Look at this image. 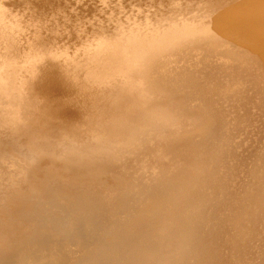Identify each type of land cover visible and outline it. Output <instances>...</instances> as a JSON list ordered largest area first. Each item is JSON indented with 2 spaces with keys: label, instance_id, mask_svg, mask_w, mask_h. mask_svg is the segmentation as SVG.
Returning <instances> with one entry per match:
<instances>
[{
  "label": "rangeland",
  "instance_id": "obj_1",
  "mask_svg": "<svg viewBox=\"0 0 264 264\" xmlns=\"http://www.w3.org/2000/svg\"><path fill=\"white\" fill-rule=\"evenodd\" d=\"M8 1L7 0H0V5H1L0 6V17H1L0 18V32H1L0 38L2 39L3 43L6 44L7 43V37H10L13 35L18 42L23 43V44L20 43L19 48L21 47V45H23V47L20 49L17 47L18 50H20V51H17V48L14 49L15 54H14V56H12L14 53L13 48H12V52H10L11 48H8L7 44L6 45L1 44V46L4 48L3 50H1L2 47L0 46V52L1 53L4 52L3 54H0V55L3 56L5 53L7 55L10 54L9 57H7V55L5 54L4 55L5 58L0 60V69H1L0 70V264H13V263L14 264H63L64 262H65L64 264H124V263L125 264H194V263L195 264H210V263L211 264H231V263L232 264L233 263L234 264H241L242 263L243 264L244 262H246V264H249V263L252 264V261H253V264H264V262H263L264 261L263 260L264 259V236L262 237V235H260L261 233L259 232V231H262V233L264 235V224H263L264 223L263 222L264 221V218H263V216H264V202L262 203V201H264V199H263V196H264V174L262 175V173H264V165H263V163H264V161H263V158H264V135H263L264 130L262 131V129H264L263 128L264 127V124H263L264 123L263 122L264 121L263 120L264 119V114H263L264 113V110H263L264 109V95H263L264 94V88H263L264 87V70H263L264 67H262V65L264 66V62L262 59H264V57L262 59L260 58L264 55V52H263L264 49L261 48L259 45H256L255 43L249 44V45L250 46L256 45V48L254 46L252 47V49L254 48V49H256V51L254 49L252 50L251 48L248 49L249 48L248 45H247L248 48H246L245 46H246L247 42L251 43V40H249V39L247 40L245 38L247 41L245 43L244 37L242 35H240L238 32H230L231 33L230 39L224 37L226 35L228 37L229 34H226V32H224V34H222L223 33L222 32L221 33L222 35L221 34L219 35V33H218V38H217V36L216 37L210 36V40H209V36L208 37L205 36L206 38H204V37L195 38L196 40L195 39H191V40L190 39L189 40L184 39L181 42L182 46L180 45V43L176 42V43H178V44H176V43L174 44L176 48H172V46H171V47H168V49H167V47L161 48V49H158L157 51L154 52L155 55L153 54V56L150 57L151 59L145 65V67L142 69L143 71H140L137 74L138 77L142 78L141 82H140L139 78H137V77H136V79L135 78L129 79L128 77L118 76L117 79L119 78L118 79L119 81L116 78H114V79H109L107 81V83H104L103 85H99L97 90L100 91V89H102V91L104 92V96L106 97L107 101H108V95L113 97V96H117V95L118 96L130 95L132 93H135V94L140 93L143 95L145 100L148 101V105L145 108H140L141 113L135 114V112H133L132 114H130V116H134V118L126 120L124 125L122 126L123 128L121 127L122 129L120 130L119 133H113L112 135L108 134L111 132L104 131L102 128H105V127L103 126L101 128V126H100V124L102 122L107 121V120L109 121L113 116V114L110 112L103 113L106 115L100 114L106 108L105 106L102 107V104H101V102L105 101V99H103L100 102L98 98L96 100V98L95 99H93V98H82V96L81 97L75 96L74 99H72L75 107H78V108L79 107L82 108L83 106L85 107L84 114H82L83 116H80L81 114L79 115L80 117L77 116L78 122H76V120H75L76 117L74 119H72L73 117H72L71 113L69 114L70 117L66 114L67 120H68L67 121L65 116L63 115L64 112L61 114L59 112H57L58 114H56L55 116L52 115L54 117L53 118L54 121L52 123H55V122L59 121L60 119H61L60 121H63L66 123L61 122V124L58 125V127H55L54 129H52V131L46 130V131H49V133H48V132H44L40 128L43 125L41 124V122H38L36 120V115L39 114V111H40L41 107L43 106V104H45V102L48 103L49 105H51L52 102L50 103L49 100H52V99L61 100V99L65 98L67 95L66 96H64V95L59 96L60 99H59V97H56V98L52 97L48 100L43 95H41L42 93L35 94L34 92L33 93L31 91L29 92V89L27 88L26 78L31 76L30 71L26 68L27 66L31 65L32 67H34L33 69H36L35 75H38V74L40 75V73H41L40 72L41 66H39L40 64L41 65L44 64V68L45 67L48 68L50 66L49 64L54 62L53 59H49V57H50L49 54L48 53L46 54L45 53L46 50L45 51L42 50V47H39V49H37L35 52H31L34 50L32 48H30V45L33 44L32 42H34V43L37 42L35 40L36 30H40V32H41L43 29V31H44V29L46 28L47 25H49L50 27L53 28L54 27L53 25L56 23L58 25L57 26L55 24V27H57V29L54 28L56 32L53 31L51 33L54 35H51L49 33L52 31V28H50L49 26H47L48 28L45 29V31L46 30L48 31V32L46 31V34L49 33L47 35V37H46V34H41L42 36L44 35L43 37H45V38H49L50 36H53V38H49L51 40V43H53V44L56 41L54 46H56V45L57 46L54 48V46L51 43H49V40L47 39L48 41H46V43H45L47 45V48L51 45L52 50L54 48L55 49L54 51L57 54H59V56L61 58L67 55L71 59V58H73V55H74L75 56L74 58H76V59H80V58L84 59L85 56H86V58H88L89 54L87 52L89 51V48L90 49L94 48V47H92V45L90 47V44H92L95 40L93 42H91V41L89 42L90 39L88 37H90L92 39L95 38V36L93 37V34L95 35L97 33V31L99 32V30L106 32L107 27H110L107 25H111L115 21H116L115 22L116 24L114 23L113 25H117V23H121L118 18L116 20V18H115L116 16H118L120 19H122L121 20L122 25H123V23H125V21H126V24L128 25V23L129 22L131 23L132 20H135L133 22H136L138 13L142 14V12H143L142 16L146 13L147 17H146V15H144L145 17L143 16V19L145 18L147 20L145 25L142 22L143 19L140 15L138 17H139V20L141 17V20L139 22V23L142 22L141 27L137 26V22H138V20H137L134 27H133V25L131 26L132 28L128 27L130 25L127 26L125 24L122 27L120 24L121 28H123V29L125 28V30L121 29L118 25H117L118 26L117 29L120 30L122 33H125L127 31L130 32L133 30H135V31L138 30L137 32H141L140 28L145 26L144 30H142V33L145 31V34H147L149 32V35H151L152 33H153V35H155V33L153 32V29H152V28H154L153 25L157 26V27L155 26V28H154L155 29L154 31L156 32V34L157 33L160 34L161 32H159V31H161L163 29L162 26H164L163 24L165 22L166 23L168 22V25L172 24V27H170V26L168 27V25L164 26L166 28L168 27V29L169 28L173 29L174 27L176 28V25L173 24L175 21H178L180 23L182 21H184L183 23L185 24V22H186L185 19H189V22L187 21L185 25L187 26L188 23L190 24L191 19L187 18V17H189V16L191 17L192 14L188 15V13L192 12V10L194 8L187 10L188 12L185 11L186 14L188 15L186 17L184 16L185 12L184 13L182 12V10L184 8L178 10V11H180V14H181V12L184 14V15L182 14L183 16L181 15L182 18L180 17V15H178L176 13V11L173 12L172 14L178 15L179 20L180 19L181 20L180 21L176 20V19H178L177 16L174 17V15H172V17H174L175 20L173 18V19H171V21H168L170 18H168V20H166L167 16H165V14H166L165 10L171 6L164 8L163 5H160V6L157 5L158 6L157 7V6H155L157 4V2H156V4H153L155 2V0L154 1L153 0H147V1H150L149 3H147L148 5L150 3L152 5H154V7H153L150 4L152 6V8L150 7V5L148 6L146 4V1H145V5H147V6H145L144 2H141V0H139L140 2L138 0H135V1L133 0L134 3H136V1H138L137 4L139 5V7H137L138 5L134 4L136 6V8H135V6L132 5L133 3L131 0H129V2L131 1L130 2L131 5L129 4L128 0H126L127 3L124 0L123 1L125 3L122 0H114L115 3L113 1H111L112 5L110 4V2H107L108 0L107 1L106 0H98L97 3L100 4V6L104 4L103 5L104 7L102 6L103 10L101 9V7H98L99 5L97 6V3H95L96 0H94V1L90 0V2H89V0H87L88 4L86 3L85 0H76V1L71 0V2H69L70 0H64V2H63V0H55L56 1L55 3H57V5L54 3L53 0H51V1L45 0V2H43V0H40L41 5L43 6V7L41 6L42 8H40L41 11L38 10V8L40 6H38L37 8L34 6L35 4H36V6L40 4V3H38L39 0L37 3H33L34 5L30 4L31 0H26V2L28 1L27 3H24L23 2L24 0L23 1L22 0H18V1L12 0V2H17V3L19 2V4L16 3L17 5L12 3V2H11L12 4H10L11 0H8ZM20 1H22V3ZM35 1H37V0H35ZM47 1L50 4L53 2L52 6L54 7V9L56 8L54 6V4L57 7L59 5V8H57L55 10V12L56 11L60 12L62 10H63V12H61V13H59V12L58 13L57 12L56 13L55 12H52V13L48 12L49 10L54 11V9H52L53 7L50 8L51 5ZM57 1H59V2H57ZM118 1H119V3L117 5H119L121 2H123L125 4L124 5L123 3H121L119 5L120 7L122 6V9L120 8V10H118L119 6L116 5V2H118ZM151 1H153V3ZM42 2L45 4L47 3V5L42 4ZM68 2H69V4H68ZM83 2L85 3L84 7L86 10L84 9V7H82ZM92 2L95 4H93ZM58 3H60V4H58ZM61 3H62V6H61ZM71 3H73V4L71 5ZM75 3L77 5H75ZM90 3L93 6L96 5L94 7L95 9H93V6L91 7V5H89ZM139 3H142V4H139ZM26 4H29V6L31 5L30 7L33 6L34 11L32 10L33 8H30ZM78 4H82V5H78ZM114 4H115L116 10H114V7H112V8L110 7V6H113ZM126 4H127V6H126ZM18 5H19V8L17 9ZM69 5H70V7L72 6L71 9H69ZM105 5H107V6L105 7ZM140 5L143 6V8H141ZM14 6H16V8H14ZM46 6H48V9ZM77 6H79L78 9H77ZM123 6H124V8H126V10H128L129 7L132 10H133V7L137 10H138V8H141V10L142 9H144V10H142V12H141V10L139 9L140 12H138L139 10L137 11L134 9L135 12L137 11L138 13L137 12L134 13L135 19H134V17H133V19H131L132 18L131 16L134 15L131 13H133L134 11L129 9L131 11L130 14L127 11L129 16L131 15L130 16L131 20L129 21L128 20L129 17L127 16L128 14L125 13L126 11L122 12L124 14L122 16L124 19L120 17L122 15V13H121V15H119L120 14L119 11L121 12V10L124 9ZM144 6L146 9L144 8ZM26 7H27V9H26ZM28 7H29V9H28ZM81 7H82V9H81ZM88 7H90L92 10H89L90 8L87 9ZM96 7H98V8H96ZM156 7L157 8L163 7V9H161V11H160V8L157 10V11H160L162 13L164 12L163 17L161 15L162 13L160 14L159 12L156 11V9H157ZM9 8L11 9V11L13 13H11ZM44 8H45V10H44ZM66 8L69 10L70 13L68 12V10L66 11ZM99 8H100V10H99ZM154 8H156L155 11H154ZM199 8L201 9L202 7H199ZM199 8H198V13H199ZM16 9L18 12L16 11ZM20 9H21V11L23 10L22 13H20V11H19ZM80 9L82 10V12ZM83 9L86 11L85 13L83 12ZM96 9H97V12H95ZM110 9H112V10L110 11ZM147 9H150L149 12L153 11V13H151L152 15H150L149 17L157 19V20L154 19L155 22L153 19L148 17V14H150V13L145 12V11H148ZM185 9H187V8H185ZM203 9L204 8H202V10ZM2 10H3V12H2ZM8 10H9V12H8ZM13 10H15V11H13ZM104 10L105 11L108 10L112 13H109V14L105 13V15H104L105 17L103 18L102 15L105 12ZM167 10L171 11L170 8H168ZM196 10H197L196 8H195V12L193 10L192 13H194V14L192 15V17L194 18L196 15L198 17L196 16L197 18L195 17L194 19L193 18L192 19L195 20V22L197 20L199 22H201L199 20V14L200 13L197 14ZM202 10H200V12H201V14H202V12L204 14V11H202ZM38 11H39V14H38ZM42 11L43 12L45 11V16L44 17H41V16L38 17V15H40L41 13H42L41 14L42 16L44 15V13ZM91 11H92V13H90ZM5 12H7V13H5ZM28 12H30L31 14L29 15ZM71 12H73L76 15V17ZM78 12L80 14L84 13L85 16H86V13H87V16L89 14L90 15L88 16V19H87V16L85 17L83 14L81 16H80V14L78 15ZM93 12H95V13H93ZM102 12H103V14H102ZM154 12L157 13V16H159V18H160V15L163 19L165 18L166 21L165 22L163 21L164 23L160 22V24L162 23L161 24L162 26L159 24V21L162 18L160 20H158V17L156 18V16H155L156 13H155V15H153ZM167 13L170 14L169 11ZM205 13H207V11H205ZM9 14L13 20H11V17L8 16ZM64 14H65V17H63ZM93 14H95L96 16ZM97 14L99 16L101 14L102 15L99 17ZM111 14H115L116 16L113 18V16ZM125 14H127V15H125ZM158 14H160V15H158ZM201 14H200V18H201V16H203V17L205 16V20L207 19L206 21L210 20V19H208L210 17L209 15H203V14L201 15ZM20 15H23V16H20ZM34 15H36V16L33 17ZM72 15H74L73 18H76V19H73V18L71 19L70 16L72 17ZM48 16H50V17L48 18ZM56 16L59 18H56ZM106 16H109L112 19L109 20L110 18L108 19V17H107V19H108V21H107V19H105ZM125 16H127L126 17L127 19L125 18ZM153 16H155V17H153ZM206 16H207V18H206ZM20 17H22V18H20ZM30 17H31V19H30ZM52 17H54V19ZM60 17H62L64 19H62V18L60 19ZM91 17H93L95 19L93 20ZM168 17H170V16H168ZM203 17H202V19H203ZM38 18H39L38 21L35 20ZM51 18H52V20H50ZM55 18L58 20H56ZM67 18H69V19H67ZM148 18L151 20L150 22L148 21L149 20ZM41 19H42V23H41ZM43 20H44V22H43ZM47 20H48L49 24H47ZM60 20L61 21L63 20V22H61V23H63V25L58 23V21H60ZM123 20H124V22H123ZM172 20H174V21H172ZM5 21L7 24L5 23ZM15 21H16V24H14ZM50 21L51 22L56 21V22H52L53 23L52 24V23H50ZM66 21H67V24H66ZM72 21H73V23H72ZM93 21H94V23L96 22V24H97V21L101 22L102 24L98 23L99 24V26H98V24L97 25L94 24ZM104 21L106 22L107 25L104 23ZM110 21H111V24H109ZM206 21L202 20V22H206ZM78 22L80 25L78 24ZM85 22H87V24ZM151 22L153 23L152 26H151V24H152ZM26 23L29 24L30 26L27 25ZM35 23L36 24L38 23V24L36 25ZM191 23H192V21H191ZM71 24H72V26H74V28L71 26ZM92 24H94V26H97L96 29L99 27V30L98 29H97V31L95 30L96 33L93 30V29H95V27ZM157 24H159L162 29ZM176 24H178V23L176 22ZM44 25H45V28L42 27ZM88 25L90 27L93 26V29L89 28L90 30L92 29L94 32L93 34L91 33L92 35L89 34L90 30L86 29L89 27ZM100 25L102 27L104 26V28L102 29V27H100ZM113 25H111V27ZM149 25L151 27H149ZM173 25H175V26H173ZM63 26L65 29L63 28ZM67 26H68V28L69 27L70 28L69 29L67 28V30H66ZM136 26L139 27V29ZM184 26L181 23V25H179V27H177V29L178 28L180 29V27L182 28ZM3 27H5V29ZM9 27H10V29H9ZM76 27H77V29H76ZM79 27H80V29H79ZM127 27L130 28L131 30L128 29ZM22 28H24V29H22ZM29 28L30 29L34 28L35 30L33 29L34 31L33 30L31 31ZM36 28H38V29H36ZM72 28L75 30H73ZM84 28H85V30H84ZM105 28H106V30H104ZM146 28H148L149 30ZM156 28L157 29L159 28L160 30L159 29L157 30ZM166 28H164L165 31L163 29L162 34L159 35V36H162L160 38L165 37ZM17 29H19V30H17ZM48 29H51V30H48ZM58 29L59 30L61 29L62 31L61 30L59 31ZM109 29L107 30V33L109 31L110 34L120 32V31L116 30L115 27H114V29L116 32H113L114 29L112 30V28L110 30ZM145 29L148 30V32H146ZM63 30L66 31L65 34L67 33L66 35L64 34L65 36H63V34H62V32L64 33ZM68 30H73V31H68ZM15 31H17L16 34L14 33ZM43 31L41 33H43ZM76 31H78V33H76ZM85 31L88 32V34L90 35V36L86 35V36H88L87 37L88 39H86V37H84L86 34ZM20 32L22 33V36L20 35ZM70 32L71 33L73 32L72 33L73 35H71ZM79 32H81V35H82V33H84V36L82 35L84 38L82 36H80ZM105 32L102 34H101V32H99V33H100V35L105 34V36H106L107 33H105ZM27 33H29L28 36H26ZM56 33L59 34L60 37ZM118 33H116V34L118 35ZM227 33H229V32H227ZM232 33L233 34L235 33L236 39H237V37L239 39H240V37H241V39L243 37L242 40L244 41L245 45L242 44L243 43L242 40L238 39L237 41H240V42L242 41V43H240V44H242L244 48L241 47L240 44H239L240 46H238L237 43H235L233 41V40L236 41V39H231V37L233 35ZM4 34H5V37H3ZM24 34H26V35H24ZM113 34H112V36H115V34L114 35ZM17 35H19V37ZM20 36H21V39H23L22 41H20L21 40ZM62 36L64 38L67 36L68 38L66 37L67 39L65 38V41H64V40H62V38H63ZM72 36H74V38H71ZM75 36L76 37L78 36V38H76ZM96 36H97L96 40L98 41L99 40L98 37H101V36H99V34H96ZM105 36L103 35L102 38H105ZM108 36H110V35H108ZM220 36H221V38H220ZM16 37H18V38H16ZM81 37L84 40H82ZM4 38H6V40ZM55 38H56V40H55ZM222 38L225 42L223 40H221ZM1 39H0V43L2 42ZM24 39H26V40H24ZM77 39L78 40L81 39V41H83L82 43L79 41L77 42V43L82 44L81 47H80V44L75 43V41H77ZM197 39L201 40L202 44ZM27 40H28V42H27ZM53 40H55V41L52 42ZM61 40H62V42H60ZM68 40L71 41L73 46L68 43ZM87 40H88V42H86ZM97 41H95V42H97ZM57 42H60V44ZM95 42L93 44H95ZM66 43H67V45H66ZM84 43L86 44L85 46H84ZM184 43H188V44L183 45ZM192 43H194V44H192ZM252 43H253V41H252ZM24 44H26L25 45L26 47H24ZM87 44H89V46H87ZM191 44H192V46H191ZM69 45L72 46V50H71V47ZM77 45H79V46H77ZM174 45H173V47H174ZM188 46H190V47H188ZM27 47L29 50L26 49ZM74 47L75 48L77 47L78 49L77 48L75 49ZM183 47H184V49H183ZM259 47L261 48V50L259 49ZM44 49H46V48H44ZM162 49H163V51H162ZM73 50L75 51V53ZM170 50H171V52H170ZM22 51H23V53H22ZM252 51L254 53L256 52L255 53L256 55ZM38 52H39V54H38ZM42 52H44L45 54L44 53L42 54ZM62 52H64V53H62ZM261 52H263V55H261V56L258 55V54H262ZM17 53H20V54L22 53V54L20 56ZM24 53H25V55H23ZM34 53L38 54L39 57H37L38 55H34ZM71 53H72V55H71ZM187 54H189V55H187ZM22 55L25 57H23ZM47 56H48V58L46 60L47 61H48V59L50 60V61H48V63L50 62L49 64H47L46 60L43 61V59H45ZM194 56H196V57H194ZM10 57H16L17 58L16 62H14L17 67L13 66L14 64L11 67H9L10 65H8L9 62L7 61V59ZM19 57H21L20 60H19ZM77 57H79V58H77ZM178 57H180V58H178ZM254 57H256V60ZM4 59H6V60H4ZM229 59H231V60H229ZM21 60H22V62H21ZM23 60H25V62ZM1 61H3V62H1ZM39 61H40V63L38 64ZM45 61H46V63H45ZM20 62H21V64H20ZM35 62H36V64H35ZM149 63H150V65H149ZM4 64H5V66H4ZM249 64H250V66H249ZM257 64H259V65H257ZM1 65H2V67H1ZM22 66H23V68H22ZM38 66H39V68H38ZM220 67H222V68H220ZM238 67L241 70H239ZM258 67H259V69H257ZM20 68H21V70H20ZM46 68L44 70H46ZM225 68H226V70H225ZM235 69H237V70H235ZM251 69H252V71H251ZM44 70L42 69V72ZM81 70L80 69L78 70V72L80 73V76H82L85 72V69H81ZM258 70H260L262 73ZM145 71H146V73H145ZM239 71H241L242 73H240ZM184 72H185V74H184ZM234 72H236V74H234ZM252 72H253V74H252ZM256 72H258V73H256ZM259 72H260V74H259ZM240 74H242V76ZM246 74H249V75H246ZM245 76H247V77H245ZM120 78H121V80H120ZM189 79H190V81H189ZM248 79H250V80L248 81ZM260 79H261V81H260ZM236 80H237V82H236ZM247 81H248V83H247ZM249 82H251V83H249ZM254 82H255V85H254ZM146 83H147V85H146ZM224 83L227 85H225ZM129 84H131V85H129ZM221 84H223V86ZM256 84H257V86H256ZM235 87H237V88H235ZM230 88H232V89L230 90ZM198 89H199V91H198ZM227 89H228V91H227ZM141 90L144 92L142 93ZM250 90L252 91L251 93H250ZM211 91H212V93H211ZM262 91H263V93H262ZM243 92H245L247 94H245ZM237 93H238V95H237ZM32 94H33V96H31ZM241 94H243V97ZM246 97H248L250 100L252 97L253 101H250ZM261 97L263 98L262 100H261ZM234 99H236V100H234ZM254 99L256 102L254 101ZM258 99H260V100H258ZM79 100H81L82 102H80ZM217 101H218V103H217ZM245 101L247 104L245 103ZM257 101H259V102L261 101V102L259 103ZM157 102H161V103H157ZM56 104H58V102H56ZM73 104H71V105H73ZM153 104L154 105L156 104L157 106L156 105L154 106ZM166 105H167V108H169L170 110H167V112L165 113L163 111L162 107H164V106L166 107ZM254 105L259 107L261 110L259 111V108L256 109L257 107ZM88 106L91 107V109L92 108L93 109L90 111V108ZM156 107H158V108H156ZM248 107L251 108V110ZM87 108H88V110H87ZM253 108H255L256 110ZM232 109H234V110H232ZM262 110H263V112H262ZM73 111H76V109ZM240 111L243 114L240 113ZM249 111H250V113H247ZM252 111L253 112L257 111V112L253 113ZM258 112H260L261 114ZM167 113H169V114H167ZM234 113L236 115H234ZM247 114H250L253 117H251L250 115H247ZM243 115H244V117H243ZM246 115H247V117H246ZM261 115H263V116L261 117ZM56 116L59 118H57ZM233 116H234V118H233ZM257 116H258V118H257ZM227 117H229V118H227ZM237 117H240L241 119L237 118ZM247 118H249V119H247ZM53 119H50V120H53ZM81 119L84 121H82ZM254 119L257 120L258 122L255 121ZM250 120H252V121H250ZM85 122H87V123H85ZM260 122H261V124H260ZM67 123L70 125H68ZM238 123H239V125H238ZM244 123L246 126L243 125ZM254 123H256V124H254ZM89 124H90V126L88 127ZM232 124L234 125V127ZM79 125H81V127ZM78 126H79V128H78ZM244 126L248 127V128H245ZM65 129H66V131H65ZM258 129H260V130H258ZM76 130H78V131H76ZM79 130H80V132H79ZM116 130H118V129H116ZM244 130H246V131L243 132ZM235 131H237V132H235ZM238 131L240 132V134H238L239 133ZM255 132H256V136L255 135L253 136V134ZM30 133L34 135V138L29 137ZM230 133L232 134V136L234 138L231 136ZM251 133H253V134H251ZM261 133H262V135H260ZM115 134H117V135H115ZM226 136L228 138H226ZM244 136H245V138H244ZM201 138H203V139H201ZM33 139L37 142L38 145H40L39 147L35 146L31 142ZM259 139H260V141H259ZM247 140H248V142H246ZM226 141H228V142H226ZM230 141L233 143H231ZM249 141H250V144H249ZM216 142H218V143H216ZM255 142H256V144H258L257 146L254 144ZM218 145H219V147H218ZM248 145L249 146L251 145V146L249 147ZM254 145H255V147H254ZM187 146H188V148H187ZM221 146L224 148H222ZM230 146H231V148H229ZM192 148H194V150H192ZM253 148H255V149H253ZM249 149L250 150L252 149L254 154H252V151H250ZM229 151L231 153H229ZM232 151H233V153H232ZM185 152H186V154H185ZM247 152L250 154H248ZM241 153H242V155H241ZM219 155H220V157H219ZM257 155H258V157H257ZM176 156H178V157H176ZM252 156H253V158H252ZM254 156H256L257 158L254 159ZM223 157H224V159H223ZM131 159H133V160H131ZM219 159H220V161H219ZM235 159H237V161L239 163ZM245 159H247V160H245ZM161 160H163V161H161ZM222 160L224 161L223 162L224 165L222 164ZM260 160H262V161H260ZM129 162H131V164ZM137 162H138V165H137ZM139 162H140V164H139ZM198 162L200 163L199 166H197ZM261 163H262L263 167H261L262 166V165H260ZM133 164H135V165H133ZM218 164H220V165H218ZM244 164H246V165H244ZM130 165H132V166H130ZM150 165H151V167H150ZM228 165L230 167H228ZM69 166H71V167H69ZM115 166L117 167V169ZM133 166H134V168H132ZM241 166H244V167L241 168ZM232 167H233V170H232ZM234 167H235V169H234ZM251 167H252V169H250ZM64 168L67 170H65ZM247 168H249V169H247ZM257 168L258 169L261 168V169L258 170ZM114 169L116 171H114ZM222 169H223V171H222ZM130 170H132V171H130ZM252 171H254V172H252ZM260 171H261V173H260ZM92 172H93V174H95L96 177L98 176L97 180H96V178H94L93 174H89ZM239 172H240V174H239ZM68 173H69V175H67ZM249 173H251V175H249ZM99 174H102V175H99ZM160 174H161V176H160ZM257 174H258V176L261 175L263 177H261V176L258 177ZM37 175H40V176H37ZM83 176H84V178H83ZM66 177L68 178L67 179L68 181L65 180ZM87 177H89V178H87ZM76 178H77V180H76ZM101 178H102V180H101ZM180 178H181V180H180ZM226 178H229V179H226ZM257 178L258 179L261 178V179H259L261 181H259ZM70 179H71V181H70ZM212 179L215 182V185H214ZM72 180H74V182L71 184L70 182H72ZM142 180H143V182H142ZM33 182H34V184H33ZM114 182H116V183L114 184ZM230 182L231 183L234 182V184L233 183L231 184ZM251 182H252V184H250ZM53 183H55V184H53ZM76 183H78L80 185H78ZM221 183H222V185H221ZM73 184H75V185H73ZM103 184L104 185L107 184L108 188L106 185L104 186ZM260 184H262V185H260ZM98 186L99 187L101 186L100 189ZM231 187H233V188H231ZM237 187L238 188L241 187V188L238 189ZM207 188L208 189L210 188V189L208 190ZM215 188H216V190H215ZM114 189H116L117 192H114V191H116ZM226 189H228V190H226ZM242 189H244L245 194L243 193ZM255 189H256V193L254 191ZM74 190L75 191L77 190V192H75ZM94 190H96V191H94ZM109 190H110V192H109ZM211 190H213V191H211ZM238 190H240L241 192H239ZM106 191L109 193H106ZM232 191H233V196L235 195L236 198L239 197L238 198L239 200L237 199L238 201L235 199V197H233L231 195ZM85 192L88 194H86ZM94 193H96V194H94ZM207 193H209V194H207ZM257 193L259 194L260 197L258 196ZM261 194H263V195H261ZM51 195H53V196H51ZM71 195H73V196H71ZM113 195L115 198L113 197ZM117 195H118V198H117ZM186 195H188V196H186ZM210 195H212V196L210 197ZM229 195H231V196H229ZM95 196H97V197H95ZM107 196H109V197H107ZM153 196H154V198H153ZM219 196H221L222 198L221 197L219 198ZM213 197H214V200L212 199ZM242 197L244 199H242ZM230 198L231 199L233 198V199L231 200ZM177 199H178V201H177ZM79 200H82V201H79ZM248 200H251L253 202L251 203ZM231 201H232V204L230 203ZM259 201L262 205L259 203ZM144 203H145V205H144ZM247 203H248V205H247ZM82 204H83V206H82ZM218 204H219V206H218ZM222 204H223L224 208L222 207ZM239 204L240 205L242 204V205L240 206ZM86 205H87V208H86ZM233 205H234V207H233ZM138 206H140V207H138ZM158 206H159V208H158ZM199 206H201V207L199 208ZM227 206L230 207V210H228L229 208ZM106 207H108L109 209ZM142 207L145 210H143ZM208 207H210V208H208ZM238 207H240V208H238ZM254 207H255V209H254ZM30 208H31V210H30ZM104 208H105V210H104ZM115 208H117V209H115ZM168 208H169V210H168ZM225 208H227V210ZM244 208H245V210H244ZM152 209L154 212L152 211ZM222 209L224 210V213H222L223 212ZM260 209L263 211L261 212ZM35 210L37 213L35 212ZM199 210H201V212ZM142 211H143V213H142ZM215 211H217V214ZM229 211H230V213H229ZM89 212H90V214H89ZM194 212H195V214H194ZM203 212H205V213L208 212V213L205 214ZM258 212L259 213L261 212V214H259ZM95 213H97V214H95ZM211 213H213V214H211ZM253 213L255 215H253ZM20 214H21V216H20ZM82 214H84V215H82ZM101 214H103V215H101ZM221 214L224 217L221 216ZM224 214H226V216ZM105 215L108 217H106ZM140 215L142 218H144L143 220L140 217ZM165 215L167 216V218ZM204 215L206 216L205 218H204ZM210 215H211V217H210ZM257 215H260L259 217L261 218V220L262 219L263 220L260 221V218ZM115 216H116V218H118V217L119 218L116 219ZM133 216H134V218H133ZM191 216H193V217L195 216V217L193 218ZM233 216H235V218ZM254 216L255 217L257 216V217L255 218ZM14 217H15V219H14ZM229 217H230V219H229ZM106 218H107V221H106ZM113 218H115V219H113ZM225 218L228 219V221ZM135 219L137 221H135ZM139 219L141 220L140 222H139ZM155 219H156V221H155ZM220 219L221 220L223 219V220L220 221ZM244 219L245 220L247 219V220L245 221ZM251 219H252V221H251ZM123 220L125 221V223ZM25 221H26V223H25ZM88 221H89V223H88ZM120 221H121V223H120ZM149 221H151V222H149ZM202 221L205 222L206 224H204ZM258 221L262 225L260 223H258ZM22 222H23V224H22ZM213 222L215 225L213 224ZM141 223H142V225H141ZM184 223H186V224H184ZM251 223H253V224H251ZM234 224H235V226H234ZM166 225H167V227H166ZM204 225H207V226H204ZM249 225L250 226L252 225V227L253 228L255 227V228L253 229L252 227H249ZM259 225H260V227H259ZM201 226H203V227H201ZM225 226H226V228H225ZM20 227H21V230H20ZM104 227H105V230H104ZM245 227H246V230H245ZM256 227H258V228H256ZM217 228H218V230H217ZM86 229H87V231H86ZM108 229H109V232H108ZM226 229H229V230H226ZM236 229H239V230L237 231ZM255 229H257V230H255ZM14 230H15V232H14ZM226 231L227 232L230 231V233L227 234ZM199 232H201V233H199ZM223 232H224V234H223ZM249 232H250V236H249ZM254 232H255V234H254ZM90 233L91 234L93 233V234L91 235ZM109 233H111V234H109ZM19 234H21L22 237ZM22 234H24V235H22ZM115 234H116V236H115ZM125 234H127V235H125ZM230 234L234 238H232V236H230ZM256 234H258V235H256ZM76 235L79 238H77ZM218 235L221 237H219ZM91 236H92V238H91ZM246 236H248V237H246ZM206 237H208L209 239ZM215 237L218 238V240ZM220 238H221V240H220ZM223 240H224V242H223ZM226 240H229V243L232 246L227 244L228 241H226ZM254 240H256L257 243ZM34 241H36V242H34ZM213 241L215 242V244ZM221 241L223 242L222 245L220 243ZM71 242H72V244H71ZM88 242H89V245L87 244ZM195 242H196V244H195ZM248 242H249V244H248ZM251 242L253 244H251ZM234 243H236V246ZM237 243H239V245H237ZM217 244H219V245H217ZM224 244L227 246L226 248H224L225 247ZM215 245H217V246L215 247ZM220 245H221V247H220ZM204 246H205V248H204ZM240 246H241V248H240ZM243 246H244V249H243ZM109 247H110V249H109ZM228 247L230 248L229 251H228V249H229ZM233 247H235V248H233ZM249 247H251V248H249ZM252 248H253V250H252ZM224 249L228 253L224 252ZM238 249H241V250H238ZM250 249H251V251H250ZM117 251H118V253H117ZM198 251H200V252H198ZM230 251H232V252L229 253ZM218 252H220L219 256H217ZM92 253H93V255L94 254L95 255L93 256ZM134 254H136L137 256ZM207 254L209 256H207ZM222 254H224V255H222ZM240 254H242V256ZM220 256H221V258H220ZM191 257H193V258H191ZM246 257L248 258L249 262L247 261ZM204 258H205V260H204ZM216 258H217V260H216ZM232 258L234 259V261Z\"/></svg>",
  "mask_w": 264,
  "mask_h": 264
},
{
  "label": "bare ground",
  "instance_id": "obj_2",
  "mask_svg": "<svg viewBox=\"0 0 264 264\" xmlns=\"http://www.w3.org/2000/svg\"><path fill=\"white\" fill-rule=\"evenodd\" d=\"M8 1V0H7ZM14 1V0H13ZM16 1V0H15ZM18 1V0H17ZM23 1V0H22ZM22 1H20L21 3H22ZM49 1V0H48ZM47 1V2H48ZM51 1V0H50ZM54 1V3L56 2L55 0H53ZM76 1V0H75ZM86 1V3L88 2L87 0H85ZM94 1V0H93ZM107 1V0H106ZM105 1V2H106ZM111 1H113L114 3H115V1L114 0H108L107 2H110V4H111ZM123 1V0H122ZM124 1H126V0H124ZM123 1V2H124ZM132 1V5L133 6H135V5H138L137 4V2L139 1H136V3H134L133 2V0H131ZM130 1V2H131ZM135 1V0H134ZM145 1H146V4L147 3H149L150 1H147V0H141V2H144V5H145ZM154 1V0H153ZM153 1H151L152 3H153ZM9 2V1H8ZM12 0L10 1V4H12V3H14V4H16L17 2H12ZM24 3H27L26 2V0H24L23 1ZM38 2V0L37 1H35V0H31V2H30V4H33V3H37ZM43 2H45V0H43ZM42 2V4H44V5H47V3L45 4V3H43ZM57 2H59V1H57ZM62 2V1H61ZM63 2H64V0H63ZM62 2V3H63ZM66 2V1H65ZM69 2H71V0L69 1ZM69 2H68V4H69ZM89 2H90V0H89ZM98 2V0H96V2L95 3H97ZM100 2V1H99ZM103 2V1H102ZM112 2V3H113ZM123 2H121V3H123ZM128 2H129V0H128ZM130 2H129V4H130ZM140 2V1H139ZM156 2H157V4H156ZM38 3H40L39 5H37L36 6V4L34 5L36 8L38 7V6H40L39 8H38V10H40L41 11V9L40 8H42L43 6L41 5V2H40V0H39V2ZM49 3V2H48ZM53 3V2H52ZM52 3L50 4L51 6H50V8L51 7H53L52 6ZM62 3H61V6H62ZM93 3V2H92ZM95 3H93V4H95ZM119 3V1L118 2H116V5ZM120 3V4H121ZM125 3V2H124ZM123 3V4H124ZM126 3H127V1H126ZM13 4V5H14ZM17 4H19V2L17 3ZM16 4V5H17ZM56 5H57V3H55ZM54 4V6L56 7L55 9H54V7L52 8V9H54V11L52 10V11H48L47 9H48V6H46L47 7V11L48 12H55V10L57 9V8H59V5H58V7L56 6ZM58 4H60V3H58ZM65 4V3H64ZM73 3H71V5H72ZM88 4V3H87ZM102 4V3H101ZM109 4V3H108ZM109 4V5H110ZM119 4V5H120ZM128 4V5H129ZM135 4V5H134ZM139 4H142V3H139ZM151 4V3H150ZM149 4V5H150ZM153 4H156L155 6H160V5H163L164 6V8L165 7H168V6H171V7H168V8H170L171 9V11L170 10H165L166 12V14H165V16H167L166 18V20H168V18H170L168 21H171V19H173L175 16H177V18H178V15H180V17H181V15L186 11V12H188L187 10H190V9H193L194 10V12H195V8L197 9L196 11V13L197 14H201V12H200V10H202V8H204L202 11H204V14H203V12H202V14L203 15H209L210 17L208 18V19H210V20H208V21H206L205 20V16L203 17V16H201V18H200V14H199V20L201 21V22H199L197 19V21L195 22V20H193L194 18L192 17V15L194 14V13H192L193 12V10H192V12H190V13H188V15L189 14H192L191 15V17L189 16V17H187V18H190L191 19V21H192V23H191V21H190V24L188 25L187 24V26L185 25L186 24V22L188 21L189 22V19H185L186 20V22H185V24L183 23L184 21H182L181 23H182V25L185 27H180V29L178 28L177 29V27H179V25H181V23L180 22H178V21H175L173 24H175L176 25V28L174 27L173 29L172 28H169L168 29V27L170 26V27H172V24L171 25H168V22L166 23L165 21V18L163 19L162 17H163V15H164V12L162 13V12H160L161 11V9H163V7L161 8V7H159L160 8V11H157L159 8H154V11H155V9H156V11L157 12H159L161 15H162V17H161V15L160 14H158V15H160V18H159V16H157V13L156 12H154V14L153 15H155V13H156V18L158 17V20H160L161 18L163 19H161L160 21H159V24H160V22H163L164 24V26L166 25H168V27L166 28V27H164V26H162L161 24V26H162V28L164 29V28H166V33H165V37L164 38H160V37H162V36H159L160 34H162V31H163V29L161 28V26L159 25V24H157L158 26H160V28L162 29L161 31H159V32H161L160 34H156V32L154 31L155 29V26L156 25H153V21L150 23L151 24V26L153 25V27L154 28H152L153 29V32L155 33V35H153V33L151 34V35H149V32H148V28L149 27H151L150 25H149V27L148 28H146V29H148V30H146V32H148L147 34H145V31L142 33V30H144V28H145V23H146V19L144 18L143 19V16L144 15H146V17H147V14L145 13L143 16H142V14H143V12H142V10H144V9H142L141 10V8H143V6H141V8H138V10L140 9L141 10V12H142V14L140 13H138V12H140V10L138 11L137 9H135L136 8V6H135V8L133 7V10L132 9H130V7L128 8V10H126V8H124V6H123V8L125 9H123V10H121V12L119 11V15H121V13L122 12H125V13H127V11L129 12V14L131 13V11L130 10H132V11H134L133 13H131V14H134V13H136L137 11V13H138V15H137V20H138V22H137V20H136V22H137V26H139V27H141V24H142V22L144 23V27H142V28H140L141 29V32H137V31H135V30H133V31H130L131 29L130 28H128V27H131L132 25H133V27H134V25H135V23L136 22H133V21H135V20H132L131 21V23L129 22L131 19H133V17H134V19H135V14L133 15V16H129V14L127 15V14H125V15H127L128 17H129V23H128V25H130V26H128L127 24H126V21H125V23H123V25L125 24V25H127L128 27V29H130L129 31L130 32H125V33H122L120 30H118L117 28H118V26L121 28V26L123 27V25L121 24L122 23V19H120L118 16H116L115 14H111L112 16H113V18L115 17L116 18V20H117V18L120 20V22L121 23H117V25H113L115 22H113L112 24H111V21H110V23L109 24H111V25H113L115 28H116V30H118V31H120L119 33L118 32H116L115 31V29H114V27L112 26L111 27V25H107L106 24V22L104 21V23L107 25V26H110L111 28H112V30L114 29V31L113 32H116V33H118V35L116 34V33H114L115 34V36H112V34H110V32L108 31V33H107V30L110 28V27H107V30H106V28L104 29V30H106V32L105 33H107V35L105 36V34H103L104 36H105V38H102V36L103 35H100V33L99 32H101V34L102 33H104L102 30H99V27L97 28L98 30H99V32L97 31V29H96V27L97 26H94V24H96V22L94 23V21H93V23L94 24H92L94 27H95V29H93V26L92 27H90L89 25V27L88 28H86V29H88V30H90L89 28H92L94 31L96 30L97 31V33H96V31H95V33L96 34H99V36H101V37H98V41L96 40V38H97V36H96V34L94 35L93 33V30L91 29L89 32V34L90 35H92L93 34V37L95 36V38H90V37H88V36H90L89 34H88V32H86V34H85V36H84V33H82V35L84 36V37H86V39H90L89 40V42L91 41V42H93L94 40L95 41H97V42H95V44H90V47H91V45H92V47H94V48H89V51L87 52L89 55H88V58H86V56H85V58L84 59H76V58H74L75 56L73 55V58H69V56H64V57H60L59 56V54H57L54 50V48L57 46H54L55 45V40H56V38H55V40H53L52 42H54V44L53 43H51V40L49 39V38H53V36H48L49 38H45V37H43L41 34H46V31H45V29L46 28H48L47 26H49V25H47L46 26V28H45V25L44 26H42V27H44L45 29H44V31H43V29H42V31H43V33H41L40 32V30H36V32H35V37L37 38H35V40L37 41V42H32L33 44H29L30 45V48H32L34 51H31V52H35L37 49H39V47H42V50H46V54L48 53L49 54V56L51 57H49V59H53V63H48V61H50L49 59H48V61L46 60L47 58H48V56L45 58V59H43V61L44 60H46L47 61V64H49L50 66L48 67V68H46V70H44L45 68H44V64L43 65H39V66H41V68L44 70L43 72H42V69L40 68V75L38 74V75H35V72H36V69H33L34 67H32L31 65L30 66H27L26 68L30 71V73H31V76L30 77H27L26 78V84H27V88L29 89V92L31 91L32 93L34 92L35 94H40V93H42L41 95H43L46 99H50V98H56V97H59V96H66L65 98H63V99H61V100H54V99H52V100H49L50 101V103L52 102V104L51 105H49L48 103H46L45 102V104H43V106L41 107V109H40V111H39V114L38 115H36V120L38 121V122H41V124L43 125V126H41L40 128L44 131V132H48L49 133V131H52V129H54L55 127H58V125H60L61 124V122H63V121H57V122H55V123H52L53 121H54V117L53 116H55L56 114H58L57 112H59L60 114L61 113H63L64 112V116H65V118H66V120H67V116H66V114L70 117V113H71V115H72V119H74L75 117H76V122H78L77 120V116H79L80 114V116H83L82 114H84V111H85V107L83 106L82 108L81 107H75V105L73 104V100L72 99H74V97L76 96V97H81L82 96V98H93V99H95L96 98V100H97V98L99 99V101L101 102L103 99H105V101H103V102H101V104H102V107L103 106H105L106 108L100 113L101 115H106V114H103V113H106V112H110V113H112L113 114V116H112V118L108 121H104V122H102L101 124H100V126H101V128L104 126L105 128H102L104 131H106V132H111V133H108V134H113V133H119L120 132V130L123 128L122 126L124 125V123H125V121L126 120H129V119H132V118H134V116H130V114H132L133 112H135V114H139V113H141V109L140 108H145L147 105H148V101L147 100H145V98L143 97V95L142 94H135V93H132V94H130V95H120V96H113V97H111V96H109L108 95V101H107V99H106V97L104 96V92L102 91V89H100V91H98L97 89H98V87H99V85H103L104 83H107V81L109 80V79H114V78H116L117 79V77L118 76H124V77H128L129 79H132V78H135L136 79V77L137 78H139V80H140V82L142 81V78H140V77H138L137 76V74L140 72V71H143L142 69L145 67V65L149 62V60L151 59L150 57L151 56H153V54H154V52L155 51H157L158 49H161V48H166L167 47V49H168V47H171L172 46V48H176L175 47V43L176 42H178V43H180V45H181V42L184 40V39H186V40H191V39H195V38H199V37H204V38H206L205 36H209V40H210V36H217V38H218V33H219V35L222 33V34H224V32H226V34H229V36L227 37V35L226 36H224L225 38H229L230 39V35H231V33L230 32H238L240 35H242L243 37H244V40H245V43L247 42L246 41V39L248 40H251V43H249V42H247V44H246V48H248L247 47V45L249 46V48L248 49H252V47L254 46L255 48H256V45H259L261 48H263L264 49V0H155V2L153 3ZM26 5H28L29 6V4H26ZM66 5V4H65ZM75 5H77L76 3H75ZM78 5H82V4H78ZM84 5H85V3L83 2V6L82 7H84ZM89 5H91V3L89 4ZM99 5V6H98ZM104 5V4H103ZM103 5H101L100 6V4H98L97 3V6L98 7H101V9H102V6ZM112 5V4H111ZM119 5H117V6H119ZM125 5V4H124ZM131 5V4H130ZM148 5V4H147ZM147 5H145V6H147ZM148 5V6H149ZM152 5V4H151ZM150 5V7L152 8V6L154 7V5H152L151 6ZM1 6V5H0ZM7 6V5H6ZM22 6V5H21ZM20 6V7H21ZM31 6V5H30ZM29 6V7H30ZM42 6V7H41ZM93 5H91V7H92ZM96 6V5H95ZM95 6H93V9H95L94 7ZM107 5H105V7H106ZM126 6H127V4H126ZM125 6V7H126ZM145 6H144V8H145ZM29 7H28V9H29ZM66 7V6H65ZM64 7V8H65ZM68 7V6H67ZM72 7V6H71ZM71 7H70V5H69V9H71ZM74 7V6H73ZM78 7L79 6H77V9H78ZM82 7H81V9H82ZM98 7H96V8H98ZM104 7V6H103ZM111 8L112 7H114V10H116L115 9V4L113 5V6H110ZM137 7H139V5L137 6ZM199 7H202L201 9L199 8ZM14 8H16V6H14ZM19 8V5H18V7H17V9ZM25 8V7H24ZM30 8H33L32 10L34 11V7L32 6V7H30ZM63 8V9H64ZM76 8V7H75ZM74 8V9H75ZM90 7H88L87 9H89ZM120 8L122 9V6L120 7L119 6V9L118 10H120ZM148 8V7H147ZM182 8H184L183 10H182V12H181V14H180V11H178V10H180V9H182ZM185 8H187V9H185ZM198 8H199V13H198ZM10 9V8H9ZM17 9H16V11H17ZM22 9V8H21ZM21 9L19 10L20 11V13H22L23 12V10L21 11ZM26 9H27V7H26ZM80 9V10H81ZM84 9H85V7H84ZM83 9V12L85 13L86 11V9L84 10ZM109 9V8H108ZM130 9V10H129ZM137 10L136 12H135V10ZM146 9V8H145ZM36 10V9H35ZM44 10H45V8H44ZM59 10V9H58ZM68 9L66 8V11H67ZM76 10V9H75ZM89 10H92L91 8L89 9ZM99 10H100V8H99ZM103 10V9H102ZM106 10V9H105ZM104 10V11H105ZM112 9H110V11H111ZM113 10V11H114ZM148 11H145V12H148V13H150V14H148V17L150 16V15H152L151 13H153V11L152 12H149V10L150 9H147ZM10 11H11V9H10ZM13 11H15V10H13ZM30 11V10H29ZM78 11V10H77ZM88 11V10H87ZM95 11V10H94ZM108 11V10H107ZM105 11L104 12V14H103V12H102V16H103V18L105 17L104 15H105V13L106 14H109V13H112V12H110V11ZM169 11V13L170 14H168L167 12ZM176 11V13L178 14V15H174V14H172L173 12H175ZM205 11H207V13H205ZM2 12H3V10H2ZM8 12H9V10H8ZM18 12V11H17ZM26 12V11H25ZM43 12V11H42ZM57 12V11H56ZM55 12V13H56ZM59 12V11H58ZM57 12V13H58ZM61 12H63V10L62 11H60L59 13H61ZM68 12H69V10H68ZM67 12V13H68ZM80 12V11H79ZM78 12V15L82 12V10H81V12L79 13ZM95 12H97V9H96V11ZM95 12H93V13H95ZM186 12H185V17L186 16H188L187 14H186ZM5 13H7V12H5ZM11 13H13L12 11H11ZM10 13V14H11ZM29 13V15L31 14L30 12H28ZM44 13V15L42 16L41 14L40 15H38V17L39 16H41V17H44L45 16V11L43 12ZM47 13V12H46ZM65 13V12H64ZM66 13V14H67ZM70 13V12H69ZM71 13H73V12H71ZM84 13H82L84 16H85V14ZM90 13H92V11L90 12ZM99 13V12H98ZM116 13V12H115ZM10 14L8 15V16H10ZM17 14V13H16ZM38 14H39V11H38ZM48 14V13H47ZM74 14V13H73ZM82 14H80V16L82 15ZM89 14V13H88ZM100 14V13H99ZM117 14V13H116ZM201 14V15H202ZM2 15V14H1ZM5 15V14H4ZM19 15V14H18ZM58 15V14H57ZM70 15V14H69ZM75 15V14H74ZM74 15H72V17L70 16V18L72 19L73 18V16ZM77 15V16H78ZM90 15V14H89ZM88 15V16H89ZM93 15H95V14H93ZM98 15V14H97ZM100 15V16H101ZM110 15V16H111ZM118 15V14H117ZM124 14L122 13V15L120 16L121 18H123L122 16H123ZM141 15V17H142V22L141 23H139L140 22V20H141V17H140V20H139V17L138 16H140ZM172 15H174V17H172ZM182 15V16H183ZM20 16H23V15H20ZM28 16V15H27ZM26 16V17H27ZM36 15H34L33 17H35ZM60 16V15H59ZM63 16V15H62ZM86 16H87V13H86ZM85 16V17H86ZM88 16H87V19H88ZM96 16V15H95ZM99 16V15H98ZM99 16V17H100ZM127 16H125V18L127 17ZM155 16H153V17H155ZM168 16H170V17H168ZM11 17V16H10ZM25 17V16H24ZM29 17V16H28ZM50 16H48V18H49ZM63 17H65V14H64V16ZM75 17H76V15H75ZM94 17V16H93ZM93 17H91L93 20L95 19V18H93ZM107 17H108V19L110 18L109 16H106V18L105 19H107ZM145 17V16H144ZM172 17V18H171ZM184 17V18H185ZM198 17V16H197ZM196 17V18H197ZM202 17H203V19H202ZM1 18V17H0ZM19 18V17H18ZM20 18H22V17H20ZM37 18V17H36ZM53 19H54V17H52ZM52 18L50 19V20H52ZM56 18H59V17H57L56 16ZM55 18V19H56ZM62 17H60V19H61ZM78 18V17H77ZM98 18V17H97ZM102 18V17H101ZM131 18V19H130ZM149 18H151V17H149ZM148 18V19H149ZM182 18V17H181ZM193 18V19H192ZM206 18H207V16H206ZM5 19V18H4ZM9 19V18H8ZM29 19V18H28ZM27 19V20H28ZM30 19H31V17H30ZM44 19V18H43ZM62 19H64V18H62ZM67 19H69V18H67ZM66 19V20H67ZM70 19V20H71ZM73 19H76V18H73ZM108 19H107V21H108ZM112 18H110L109 20H111ZM124 19V18H123ZM127 19V18H126ZM125 19V20H126ZM151 19H155V18H151ZM203 21H206V22H202V20ZM11 20H13L12 19V17H11ZM19 20V19H18ZM24 20V19H23ZM34 20V19H33ZM35 20H39V18L38 19H35ZM34 20V21H35ZM56 20H58V19H56ZM97 20V19H96ZM95 20V21H96ZM99 20V19H98ZM118 20V21H119ZM155 20H157V19H155ZM155 20H154V22H155ZM174 20H175V18H174ZM174 20H172V21H174ZM176 20H179V18L178 19H176ZM181 20V19H180ZM179 20V21H180ZM20 21V20H19ZM74 21V20H73ZM73 21H72V23H73ZM87 21V20H86ZM102 21V20H101ZM145 21V22H144ZM149 22L151 21L150 19L148 20ZM194 21V22H193ZM24 22V21H23ZM43 22H44V20H43ZM52 22H56V21H52ZM51 21H50V23H52ZM61 22H63V20L61 21H58V23L59 24H62L63 25V23H61ZM88 22V21H87ZM87 22H85L86 24H87ZM90 22V21H89ZM103 22V21H102ZM123 22H124V20H123ZM157 22V21H156ZM176 22L178 23V24H176ZM5 23H6V21H5ZM22 23V22H21ZM34 23V22H33ZM40 23V22H39ZM41 23H42V19H41ZM65 23V22H64ZM102 24L101 22H98L97 21V24ZM133 23V24H132ZM140 25H139V24ZM158 23V22H157ZM172 23V22H171ZM4 24V23H3ZM7 24V23H6ZM14 24H16V21L14 22ZM27 24V23H26ZM32 24V23H31ZM36 24V23H35ZM38 24V23H37ZM36 24V25H37ZM47 24H49L48 23V20H47ZM53 24V23H52ZM51 24V25H52ZM56 24V23H55ZM55 24L53 25L54 27L52 28V27H50V28H52V31L51 32H49L50 34L53 32V31H55V29H57V27H55ZM66 24H67V21H66ZM78 24H79V22H78ZM77 24V25H78ZM89 24V23H88ZM96 24V25H97ZM99 24H98V26H99ZM116 24V23H115ZM120 24H121V26H120ZM148 24V23H147ZM155 24V23H154ZM170 24V23H169ZM9 25V24H8ZM20 25V24H19ZM27 25H29V24H27ZM26 25V26H27ZM33 25V24H32ZM41 25V24H40ZM39 25V26H40ZM43 25V24H42ZM57 25V24H56ZM70 25V24H69ZM68 25V26H69ZM80 25V24H79ZM175 25H173V26H175ZM178 25V26H177ZM23 26V25H22ZM25 26V25H24ZM30 26V25H29ZM35 26V25H34ZM58 26V25H57ZM68 26L66 27V30H67V28H68ZM71 26H72V24H71ZM83 26V25H82ZM85 26V25H84ZM87 26V25H86ZM136 26V27H137ZM2 27V26H1ZM8 27V26H7ZM19 27V26H18ZM73 28H74V26H72ZM100 27H102L101 25H100ZM139 27H137L138 29H139ZM157 27V26H156ZM4 29H5V27H3ZM25 28V27H24ZM24 28H22V29H24ZM27 28V27H26ZM55 28V29H54ZM63 28H64V26H63ZM70 28V27H69ZM68 28V29H69ZM72 28V29H73ZM104 28V26L102 27V29ZM110 28V29H111ZM119 28V29H120ZM132 28V27H131ZM136 28V29H137ZM2 29V28H1ZM9 29H10V27H9ZM12 29V28H11ZM30 29V28H29ZM34 29V28H33ZM33 29H30L31 31L33 30ZM36 29H38V28H36ZM65 29V28H64ZM76 29H77V27H76ZM79 29H80V27H79ZM82 29V28H81ZM101 29V28H100ZM109 29V30H110ZM121 29H123V28H121ZM135 29V28H134ZM151 29V30H152ZM157 29V28H156ZM159 29V28H158ZM157 29V30H158ZM15 30V29H14ZM17 30H19V29H17ZM35 30V29H34ZM33 30V31H34ZM48 30H51V29H48ZM59 30V29H58ZM61 30V29H60ZM59 30V31H60ZM73 30H75V29H73ZM73 30H68V31H73ZM84 30H85V28H84ZM87 30V31H88ZM123 30H125V28L123 29ZM156 30V31H157ZM160 30V29H159ZM7 31V30H6ZM22 31V30H21ZM62 31V30H61ZM64 31V33L62 32V34H63V36H65L66 34H65V30H63ZM81 31V30H80ZM92 31V32H91ZM140 31V30H139ZM164 31H165V29H164ZM13 32V31H12ZM16 32L17 31H15L14 33L16 34ZM19 32V31H18ZM27 32V31H26ZM29 32V31H28ZM45 32V33H44ZM48 32V31H47ZM56 32V31H55ZM58 32V31H57ZM75 32V31H74ZM82 32V31H81ZM81 32H79L80 33V36H82L81 35ZM124 32V31H123ZM227 32H229V33H227ZM1 33V32H0ZM6 33V32H5ZM49 33H47L46 34V37H47V35L49 34ZM71 33V32H70ZM73 33V32H72ZM71 33V35H73ZM76 33H78V31H76ZM92 33V34H91ZM164 33V32H163ZM10 34V33H9ZM8 34V35H9ZM28 34L29 33H27V35L26 34H24V35H26V36H28ZM34 34V33H33ZM57 34V33H56ZM55 34V35H56ZM61 34V35H62ZM65 34V35H64ZM113 34V35H114ZM221 34V35H222ZM233 34V33H232ZM11 35V34H10ZM20 35L22 36V33L20 32ZM23 35V36H24ZM51 35H54V34H51ZM58 36H59V34H57ZM75 35V34H74ZM86 35H88V36H86ZM108 35H110V36H108ZM235 37H234V36ZM232 35V37H231V39H236V35H235V33ZM3 36V35H2ZM13 36V35H12ZM10 36V37H7V45H8V48H11V50H10V52H12V48H13V52H14V49H16L17 47L19 48V45H20V43L21 42H18L16 39H15V37L13 36ZM18 37H19V35H17ZM21 36H20V39H21ZM62 36V37H63ZM82 36V37H83ZM164 36V35H163ZM1 37V36H0ZM3 37H5V34H4V36ZM18 37H16V38H18ZM31 37V36H30ZM60 37V36H59ZM58 37V38H59ZM67 37V36H66ZM65 37V38H66ZM76 37V36H75ZM81 37V39L82 40H84L83 38ZM88 37V38H87ZM92 37V36H91ZM212 37V38H213ZM223 37V36H222ZM243 37H242V39H243ZM24 38V37H23ZM26 38V37H25ZM32 38V37H31ZM57 38V39H58ZM65 38L63 37L62 38V40H64L65 41ZM68 38V37H67ZM66 38V39H67ZM71 38H74V36H72ZM70 38V39H71ZM76 38H78V36L76 37ZM220 38H221V36H220ZM219 38V39H220ZM246 38V39H245ZM1 39V38H0ZM5 40H6V38H4ZM46 39V40H45ZM49 40V43H51L53 46H54V48H53V50H52V48H51V45L47 48V45L45 44L46 43V41H48ZM60 39V38H59ZM81 39L80 40H78L77 39V41H75V43H77L78 41L79 42H83V41H81ZM92 39V40H91ZM239 38L237 37V39H236V41L238 40ZM241 39V37H240V39L239 40H242ZM23 39H21L20 41H22ZM24 40H26V39H24ZM31 40V39H30ZM34 40V39H33ZM34 40V41H35ZM62 40L60 41V42H62ZM74 40V39H73ZM196 40V39H195ZM197 40H199V39H197ZM221 40H223V38L221 39ZM1 41H2V39H1ZM203 41V40H202ZM218 41V40H217ZM224 41V40H223ZM235 43H237V45L238 46H240L241 45V47H243V45L242 44H244L245 45V43H244V41H243V43H242V41L240 42V41H235V40H233ZM232 41V42H233ZM252 41H253V43H252ZM24 42V41H23ZM27 42H28V40H27ZM60 42H57V43H59L60 44ZM85 42V41H84ZM86 42H88V40L86 41ZM172 42V43H171ZM188 42V41H187ZM190 42V41H189ZM194 42V41H193ZM199 42H201V40H199ZM204 42V41H203ZM225 42V41H224ZM223 42V43H224ZM231 42V41H230ZM26 43V42H25ZM48 43V42H47ZM48 43V44H49ZM56 43V44H57ZM68 43L70 44V45H72V43H71V41L70 40H68ZM81 43H77V44H80V47H81ZM97 43V44H96ZM168 43V44H167ZM171 43V44H170ZM178 43H176V44H178ZM206 43V42H205ZM240 43H242V44H240ZM256 44V45H249V44ZM1 44H4L3 43V41L0 43V46H1ZM6 44H4V45H6ZM21 44H23V43H21ZM64 44V43H63ZM89 44H87V46H89ZM185 44H188V43H184L183 45H185ZM192 44H194V43H192ZM192 44H191V46H192ZM201 44H202V42H201ZM240 44V45H239ZM26 44H24V47H26L25 46ZM46 45V46H45ZM62 45V44H61ZM66 45H67V43H66ZM65 45V46H66ZM69 45V46H70ZM86 44L84 43V46H85ZM173 45H174V47H173ZM197 45V44H196ZM195 45V46H196ZM206 45V44H205ZM234 45V44H233ZM64 46V47H65ZM73 46V45H72ZM72 46H70L71 47V50H72ZM77 46H79V45H77ZM182 46V45H181ZM237 46V47H238ZM2 47V46H1ZM7 47V46H6ZM23 47V45H21V47L20 48H22ZM29 47V46H28ZM28 47L26 48L27 50H29L28 49ZM63 47V46H62ZM188 47H190V46H188ZM202 47V46H201ZM259 47V49L261 50V48ZM18 48H17V51H20V50H18ZM19 48V49H20ZM44 48H46V49H44ZM75 48V47H74ZM77 48V47H76ZM75 48V49H76ZM85 48V47H84ZM88 48V47H87ZM180 48V47H179ZM187 48V47H186ZM206 48V47H205ZM213 48V47H212ZM244 48V47H243ZM242 48V49H243ZM4 48L2 47V49L1 50H3ZM52 51H51V50ZM61 49V48H60ZM66 49V48H65ZM69 49V48H68ZM78 49V48H77ZM183 49H184V47H183ZM201 49V48H200ZM247 49V50H248ZM254 49V48H253ZM252 49V50H253ZM8 50V49H7ZM6 50V51H7ZM22 50V49H21ZM26 50V51H27ZM63 50V49H62ZM80 50V49H79ZM82 50V49H81ZM87 50V49H86ZM85 50V51H86ZM177 50V49H176ZM187 50V49H186ZM212 50V49H211ZM220 50V49H219ZM233 50V49H232ZM231 50V51H232ZM255 51H256V49H254ZM258 50V49H257ZM259 50V51H260ZM5 51V50H4ZM54 51V52H53ZM74 51V50H73ZM162 51H163V49H162ZM194 51V50H193ZM227 51V50H226ZM9 52V51H8ZM58 52V51H57ZM61 52V51H60ZM71 52V51H70ZM77 52V51H76ZM82 52V51H81ZM170 52H171V50H170ZM211 52V51H210ZM221 52V51H220ZM253 52V51H252ZM258 52V51H257ZM263 52H264V50H263ZM263 52H261L262 54H258V55H263ZM4 52H0V54H3ZM22 53H23V51H22ZM21 53V54H22ZM44 52H42V54H43ZM44 53V54H45ZM62 53H64V52H62ZM74 53H75V51H74ZM161 53V52H160ZM165 53V52H164ZM199 53V52H198ZM243 53V52H242ZM254 53V52H253ZM256 53V52H255ZM254 53V54H255ZM6 54V53H5ZM4 54V55H5ZM14 54H15V52L13 53V55L12 56H14ZM18 55H20L21 56V54L20 53H17ZM38 54H39V52H38ZM38 54H35L34 53V55H38ZM86 54V53H85ZM163 54V53H162ZM169 54V53H168ZM247 54V53H246ZM2 56V55H0V60L1 59H3V58H5V56ZM7 55V54H6ZM10 55V54H9ZM9 55H7V57H9ZM23 55H25V53L23 54ZM22 55V56H23ZM41 55V54H40ZM71 55H72V53H71ZM81 55V54H80ZM155 55V54H154ZM187 55H189V54H187ZM233 55V54H232ZM235 55V54H234ZM238 55V54H237ZM240 55V54H239ZM256 55V54H255ZM17 56V55H16ZM46 56V55H45ZM243 56V55H242ZM241 56V57H242ZM23 57H25V56H23ZM33 57V56H32ZM37 57H39V55L37 56ZM194 57H196V56H194ZM203 57V56H202ZM208 57V56H207ZM222 57V56H221ZM264 57V55L262 56V57H260L261 59ZM20 58L21 57H19V60H20ZM36 58V57H35ZM77 58H79V57H77ZM155 58V57H154ZM153 58V59H154ZM172 58V57H171ZM178 58H180V57H178ZM185 58V57H184ZM188 58V57H187ZM186 58V59H187ZM231 58V57H230ZM255 58V60H256V57H254ZM23 59V58H22ZM196 59V58H195ZM206 59V58H205ZM217 59V58H216ZM248 59V58H247ZM246 59V60H247ZM4 60H6V59H4ZM3 60V61H4ZM16 60H17V58L16 57H10V58H8L7 59V61L9 62L8 63V65H10L9 67H11L13 64V66H16L15 65V63L14 62H16ZM40 60V59H39ZM229 60H231V59H229ZM263 60V62H264V59H262ZM3 61H1V62H3ZM24 62H25V60H23ZM46 61H45V63H46ZM52 61V60H51ZM175 61V60H174ZM179 61V60H178ZM244 61V60H243ZM261 61V60H260ZM21 62H22V60H21ZM21 62H20V64H21ZM5 63V62H4ZM40 63V61L38 62V64ZM246 63V62H245ZM259 63V62H258ZM3 64V63H2ZM6 64V63H5ZM5 64H4V66H5ZM35 64H36V62H35ZM46 64V65H47ZM153 64V63H152ZM213 64V63H212ZM220 64V63H219ZM233 64V63H232ZM260 64V63H259ZM259 64H257V65H259ZM45 65V66H46ZM149 65H150V63H149ZM180 65V64H179ZM178 65V66H179ZM191 65V64H190ZM217 65V64H216ZM242 65V64H241ZM240 65V66H241ZM255 65V64H254ZM39 66H38V68H39ZM148 66V65H147ZM209 66V65H208ZM219 66V65H218ZM237 66V65H236ZM244 66V65H243ZM242 66V67H243ZM249 66H250V64H249ZM1 67H2V65H1ZM17 67V66H16ZM37 67V66H36ZM182 67V66H181ZM186 67V66H185ZM189 67V66H188ZM196 67V66H195ZM200 67V66H199ZM211 67V66H210ZM217 67V66H216ZM229 67V66H228ZM233 67V66H232ZM262 67H264L263 65H262ZM7 68V67H6ZM22 68H23V66H22ZM147 68V67H146ZM150 68V67H149ZM208 68V67H207ZM220 68H222V67H220ZM255 68V67H254ZM253 68V69H254ZM81 70V69H85V72H84V74L82 75V76H80V73L78 72V70ZM175 69V68H174ZM231 69V68H230ZM233 69V68H232ZM238 69L239 70H241L239 67H238ZM257 69H259V67L257 68ZM1 70V69H0ZM11 70V69H10ZM20 70H21V68H20ZM23 70V69H22ZM225 70H226V68H225ZM228 70V69H227ZM235 70H237V69H235ZM255 70V69H254ZM261 70V69H260ZM260 70H258V71H260ZM264 70V69H263ZM27 71V70H26ZM82 71V70H81ZM231 71V70H230ZM248 71V70H247ZM251 71H252V69H251ZM3 72V71H2ZM6 72V71H5ZM15 72V71H14ZM148 72V71H147ZM153 72V71H152ZM201 72V71H200ZM240 73H242L241 71H239ZM261 72V71H260ZM260 72H259V74H260ZM26 73V72H25ZM145 73H146V71H145ZM244 73V72H243ZM249 73V72H248ZM256 73H258V72H256ZM262 73V72H261ZM172 74V73H171ZM184 74H185V72H184ZM198 74V73H197ZM203 74V73H202ZM231 74V73H230ZM233 74V73H232ZM234 74H236V72H234ZM233 74V75H234ZM238 74V73H237ZM252 74H253V72H252ZM4 75V74H3ZM29 75V74H28ZM150 75V74H149ZM175 75V74H174ZM193 75V74H192ZM211 75V74H210ZM241 76H242V74H240ZM246 75H249V74H246ZM251 75V74H250ZM255 75V74H254ZM262 75V74H261ZM260 75V76H261ZM36 76V77H35ZM143 76V75H142ZM178 76V75H177ZM224 76V75H223ZM230 76V75H229ZM237 76V75H236ZM149 77V76H148ZM188 77V76H187ZM207 77V76H206ZM245 77H247V76H245ZM263 77V76H262ZM146 78V77H145ZM231 78V77H230ZM229 78V79H230ZM238 78V77H237ZM258 78V77H257ZM15 79V78H14ZM119 79V78H118ZM117 79V80H118ZM179 79V78H178ZM225 79V78H224ZM234 79V78H233ZM252 79V78H251ZM120 80H121V78H120ZM125 80V79H124ZM138 80V81H139ZM164 80V79H163ZM232 80V79H231ZM241 80V79H240ZM250 79H248V81H249ZM256 80V79H255ZM15 81V80H14ZM119 81V80H118ZM126 81V80H125ZM135 81V80H134ZM189 81H190V79H189ZM239 81V80H238ZM244 81V80H243ZM248 81H247V83H248ZM260 81H261V79H260ZM121 82V81H120ZM221 82V81H220ZM236 82H237V80H236ZM253 82V81H252ZM119 83V82H118ZM127 83V82H126ZM135 83V82H134ZM160 83V82H159ZM216 83V82H215ZM228 83V82H227ZM232 83V82H231ZM249 83H251V82H249ZM113 84V83H112ZM212 84V83H211ZM225 84V83H224ZM238 84V83H237ZM119 85V84H118ZM123 85V84H122ZM129 85H131V84H129ZM146 85H147V83H146ZM162 85V84H161ZM222 86H223V84H221ZM225 85H227V84H225ZM242 85V84H241ZM248 85V84H247ZM251 85V84H250ZM254 85H255V82H254ZM4 86V85H3ZM22 86V85H21ZM140 86V85H139ZM176 86V85H175ZM184 86V85H183ZM202 86V85H201ZM207 86V85H206ZM221 86V87H222ZM234 86V85H233ZM245 86V85H244ZM256 86H257V84H256ZM259 86V85H258ZM105 87V86H104ZM103 87V88H104ZM108 87V86H107ZM110 87V86H109ZM116 87V86H115ZM130 87V86H129ZM135 87V86H134ZM143 87V86H142ZM231 87V86H230ZM249 87V86H248ZM253 87V86H252ZM260 87V86H259ZM11 88V87H10ZM175 88V87H174ZM182 88V87H181ZM206 88V87H205ZM235 88H237V87H235ZM264 88V87H263ZM111 89V88H110ZM192 89V88H191ZM232 88H230V90H231ZM241 89V88H240ZM258 89V88H257ZM261 89V88H260ZM189 90V89H188ZM235 90V89H234ZM247 90V89H246ZM249 90V89H248ZM252 90V89H251ZM250 90V93L253 91H251ZM263 90V89H262ZM117 91V90H116ZM115 91V92H116ZM142 91V90H141ZM198 91H199V89H198ZM197 91V92H198ZM205 91V90H204ZM217 91V90H216ZM221 91V90H220ZM227 91H228V89H227ZM144 91H142V93H143ZM223 92V91H222ZM256 92V91H255ZM260 92V91H259ZM146 93V92H145ZM199 93V92H198ZM211 93H212V91H211ZM216 93V92H215ZM236 93V92H235ZM243 93H245V92H243ZM249 93V92H248ZM262 93H263V91H262ZM261 93V94H262ZM150 94V93H149ZM208 94V93H207ZM245 94H247V93H245ZM244 94V95H245ZM107 95V94H106ZM221 95V94H220ZM232 95V94H231ZM237 95H238V93H237ZM242 95V97H243V94H241ZM254 95V94H253ZM264 95V94H263ZM262 95V96H263ZM31 96H33V94L31 95ZM201 96V95H200ZM210 96V95H209ZM250 96V95H249ZM258 96V95H257ZM217 97V96H216ZM241 97V96H240ZM245 97V96H244ZM151 98V97H150ZM170 98V97H169ZM218 98V97H217ZM227 98V97H226ZM247 99H249L248 97H246ZM245 98V99H246ZM254 98V97H253ZM59 99H60V97H59ZM211 99V98H210ZM222 99V98H221ZM244 99V100H245ZM246 99V100H247ZM263 98L261 97V100H262ZM218 100V99H217ZM234 100H236V99H234ZM241 100V99H240ZM250 100V99H249ZM258 100H260V99H258ZM28 101V100H27ZM80 102H82L81 100H79ZM84 101V100H83ZM107 101V102H106ZM163 101V100H162ZM161 101V102H162ZM250 101H253L252 100V97H251V100ZM254 101H255V99H254ZM56 102H58V104H56ZM90 102V101H89ZM106 102V103H105ZM161 102H157V103H161ZM187 102V101H186ZM226 102V101H225ZM248 102V101H247ZM256 102V101H255ZM257 102H259V101H257ZM261 102V101H260ZM259 102V103H260ZM263 102V101H262ZM75 103V102H74ZM166 103V102H165ZM217 103H218V101H217ZM244 103V102H243ZM245 103H246V101H245ZM71 104H73V105H71ZM247 104V103H246ZM249 104V103H248ZM252 104V103H251ZM27 105V104H26ZM42 105V104H41ZM96 105V104H95ZM154 105V104H153ZM156 105V104H155ZM154 105V106H155ZM182 105V104H181ZM35 106V105H34ZM153 106V107H154ZM157 106V105H156ZM246 106V105H245ZM254 106H256V105H254ZM89 107V106H88ZM196 107V106H195ZM212 107V106H211ZM232 107V106H231ZM239 107V106H238ZM247 107V106H246ZM250 107V106H249ZM248 107V108H249ZM253 107V106H252ZM257 107V106H256ZM255 107V108H256ZM38 108V107H37ZM74 108V109H73ZM78 108V109H77ZM90 108V111L93 109H91V107H89ZM156 108H158V107H156ZM155 108V109H156ZM245 108V107H244ZM255 108H253V109H255ZM259 107H257L256 109H258ZM76 109V111H73V110H75ZM150 109V108H149ZM162 109H163V111L166 113L167 112V110H170L169 108H167V105H166V107L164 106V107H162ZM229 109V108H228ZM241 109V108H240ZM246 109V108H245ZM250 110H251V108H249ZM255 109V110H256ZM87 110H88V108H87ZM204 110V109H203ZM232 110H234V109H232ZM261 109L259 108V111H260ZM264 110V109H263ZM263 110H262V112H263ZM223 111V110H222ZM236 111V110H235ZM258 111V110H257ZM257 111H255V112H257ZM171 112V111H170ZM233 112V111H232ZM237 112V111H236ZM253 112V111H252ZM255 112H253V113H255ZM181 113V112H180ZM198 113V112H197ZM240 113H242L241 111H240ZM239 113V114H240ZM247 113H250V111L249 112H247ZM258 113H260V112H258ZM134 114V115H135ZM167 114H169V113H167ZM176 114V113H175ZM196 114V113H195ZM243 114V113H242ZM241 114V115H242ZM261 114V113H260ZM264 114V113H263ZM53 115V116H52ZM215 115V114H214ZM226 115V114H225ZM234 115H236L235 113H234ZM247 115H250V114H247ZM247 115H246V117H247ZM256 115V114H255ZM259 115V114H258ZM62 116V115H61ZM63 116V117H64ZM79 116V117H80ZM210 116V115H209ZM251 116V115H250ZM263 115H261V117H262ZM57 117V116H56ZM62 117V118H63ZM68 117V118H69ZM97 117V116H96ZM175 117V116H174ZM219 117V116H218ZM243 117H244V115H243ZM245 117V118H246ZM251 117H253V116H251ZM57 118H59V117H57ZM101 118V117H100ZM211 118V117H210ZM227 118H229V117H227ZM231 118V117H230ZM233 118H234V116H233ZM236 118V117H235ZM237 118H240V117H237ZM256 118V117H255ZM257 118H258V116H257ZM50 119H53V120H50ZM92 119V118H91ZM160 119V118H159ZM220 119V118H219ZM241 119V118H240ZM247 119H249V118H247ZM63 120V119H62ZM70 120V119H69ZM80 120V119H79ZM82 120V119H81ZM206 120V119H205ZM233 120V119H232ZM255 120V119H254ZM262 120V119H261ZM264 120V119H263ZM68 121V120H67ZM82 121H84V120H82ZM86 121V120H85ZM243 121V120H242ZM248 121V120H247ZM246 121V122H247ZM250 121H252V120H250ZM255 121H257V120H255ZM80 122V121H79ZM95 122V121H94ZM230 122V121H229ZM254 122V121H253ZM258 122V121H257ZM264 122V121H263ZM63 123H66V122H63ZM71 123V122H70ZM85 123H87V122H85ZM222 123V122H221ZM68 124V123H67ZM82 124V123H81ZM214 124V123H213ZM216 124V123H215ZM223 124V123H222ZM252 124V123H251ZM254 124H256V123H254ZM260 124H261V122H260ZM264 124V123H263ZM27 125V124H26ZM68 125H70V124H68ZM127 125V124H126ZM199 125V124H198ZM212 125V124H211ZM225 125V124H224ZM233 125V124H232ZM236 125V124H235ZM238 125H239V123H238ZM243 125H245V123L243 124ZM25 126V125H24ZM65 126V125H64ZM76 126V125H75ZM74 126V127H75ZM80 127H81V125H79ZM79 126H78V128H79ZM85 126V125H84ZM90 126V124L88 125V127ZM221 126V125H220ZM230 126V125H229ZM246 126V125H245ZM244 126V127H245ZM261 126V125H260ZM62 127V126H61ZM122 127V128H121ZM233 127H234V125H233ZM243 127V128H244ZM77 128V127H76ZM91 128V127H90ZM245 128H248V127H245ZM252 128V127H251ZM255 128V127H254ZM257 128V127H256ZM264 128V127H263ZM4 129V128H3ZM8 129V128H7ZM83 129V128H82ZM92 129V128H91ZM116 129H118V130H116ZM176 129V128H175ZM234 129V128H233ZM261 129V128H260ZM260 129H258V130H260ZM46 130H49V131H46ZM73 130V129H72ZM115 130V131H114ZM247 130V129H246ZM246 130H244L243 132H245ZM254 130V129H253ZM264 129H262V131H263ZM55 131V130H54ZM59 131V130H58ZM65 131H66V129H65ZM76 131H78V130H76ZM86 131V130H85ZM91 131V130H90ZM143 131V130H142ZM177 131V130H176ZM230 131V130H229ZM228 131V132H229ZM18 132V131H17ZM72 132V131H71ZM79 132H80V130H79ZM97 132V131H96ZM198 132V131H197ZM221 132V131H220ZM235 132H237V131H235ZM239 132V131H238ZM254 132V131H253ZM56 133V132H55ZM69 133V132H68ZM76 133V132H75ZM87 133V132H86ZM196 133V132H195ZM219 133V132H218ZM242 133V132H241ZM259 133V132H258ZM263 133V132H262ZM262 133L260 134V135H262ZM98 134V133H97ZM107 134V135H108ZM132 134V133H131ZM157 134V133H156ZM212 134V133H211ZM231 134V133H230ZM238 134H240V132L238 133ZM251 134H253V133H251ZM51 135V134H50ZM78 135V134H77ZM115 135H117V134H115ZM192 135V134H191ZM220 135V134H219ZM256 136V132L253 134V136ZM264 135V134H263ZM178 136V135H177ZM231 136H232V134H231ZM240 136V135H239ZM249 136V135H248ZM252 136V135H251ZM29 137H32V138H34V135L33 134H31L30 133V136ZM53 137V136H52ZM112 137V136H111ZM224 137V136H223ZM233 137V136H232ZM241 137V136H240ZM182 138V137H181ZM193 138V137H192ZM226 138H228L227 136H226ZM234 138V137H233ZM244 138H245V136H244ZM25 139V138H24ZM186 139V138H185ZM201 139H203V138H201ZM200 139V140H201ZM241 139V138H240ZM122 140V139H121ZM224 140V139H223ZM259 141H260V139H259ZM35 146H37V147H39L40 145H38L37 144V142L33 139L32 141H31ZM92 142V141H91ZM192 142V141H191ZM226 142H228V141H226ZM231 142V141H230ZM239 142V141H238ZM246 142H248V140L246 141ZM254 142V141H253ZM183 143V142H182ZM199 143V142H198ZM208 143V142H207ZM216 143H218V142H216ZM231 143H233V142H231ZM181 144V143H180ZM223 144V143H222ZM226 144V143H225ZM249 144H250V141H249ZM256 146L258 145V144H256V142L254 143ZM166 145V144H165ZM227 145V144H226ZM255 145H254V147H255ZM232 146V145H231ZM231 146L229 147V148H231ZM237 146V145H236ZM244 146V145H243ZM249 146V145H248ZM251 146V145H250ZM249 146V147H250ZM169 147V146H168ZM192 147V146H191ZM211 147V146H210ZM214 147V146H213ZM212 147V148H213ZM218 147H219V145H218ZM222 147V146H221ZM253 147V146H252ZM121 148V147H120ZM184 148V147H183ZM187 148H188V146H187ZM186 148V149H187ZM207 148V147H206ZM222 148H224V147H222ZM228 148V149H229ZM258 148V147H257ZM158 149V148H157ZM227 149V150H228ZM246 149V148H245ZM253 149H255V148H253ZM81 150V149H80ZM84 150V149H83ZM120 150V149H119ZM150 150V149H149ZM192 150H194V148H192ZM200 150V149H199ZM214 150V149H213ZM226 150V151H227ZM250 150V149H249ZM257 150V149H256ZM263 150V149H262ZM189 151V150H188ZM203 151V150H202ZM250 151H252V149L250 150ZM32 152V151H31ZM120 152V151H119ZM138 152V151H137ZM179 152V151H178ZM242 152V151H241ZM258 152V151H257ZM175 153V152H174ZM182 153V152H181ZM205 153V152H204ZM222 153V152H221ZM226 153V152H225ZM229 153H231L230 151H229ZM232 153H233V151H232ZM248 153V152H247ZM159 154V153H158ZM185 154H186V152H185ZM188 154V153H187ZM248 154H250V153H248ZM252 154H254V152L252 151ZM259 154V153H258ZM151 155V154H150ZM153 155V154H152ZM176 155V154H175ZM191 155V154H190ZM205 155V154H204ZM222 155V154H221ZM232 155V154H231ZM241 155H242V153H241ZM247 155V154H246ZM165 156V155H164ZM187 156V155H186ZM236 156V155H235ZM248 156V155H247ZM73 157V156H72ZM143 157V156H142ZM173 157V156H172ZM176 157H178V156H176ZM185 157V156H184ZM189 157V156H188ZM210 157V156H209ZM219 157H220V155H219ZM229 157V156H228ZM237 157V156H236ZM242 157V156H241ZM257 157H258V155H257ZM256 156H254V159L255 158H257ZM260 157V156H259ZM263 157V156H262ZM141 158V157H140ZM218 158V157H217ZM230 158V157H229ZM240 158V157H239ZM252 158H253V156H252ZM154 159V158H153ZM192 159V158H191ZM223 159H224V157H223ZM241 159V158H240ZM262 159V158H261ZM131 160H133V159H131ZM228 160V159H227ZM236 161H237V159H235ZM245 160H247V159H245ZM244 160V161H245ZM49 161V160H48ZM89 161V160H88ZM161 161H163V160H161ZM175 161V160H174ZM200 161V160H199ZM219 161H220V159H219ZM229 161V160H228ZM242 161V160H241ZM240 161V162H241ZM257 161V160H256ZM260 161H262V160H260ZM263 161H264V158H263ZM57 162V161H56ZM95 162V161H94ZM102 162V161H101ZM114 162V161H113ZM184 162V161H183ZM223 160H222V164H223ZM226 162V161H225ZM238 162V161H237ZM259 162V161H258ZM257 162V163H258ZM85 163V162H84ZM103 163V162H102ZM117 163V162H116ZM127 163V162H126ZM130 164H131V162H129ZM133 163V162H132ZM148 163V162H147ZM146 163V164H147ZM194 163V162H193ZM232 163V162H231ZM239 163V162H238ZM139 164H140V162H139ZM145 164V165H146ZM157 164V163H156ZM173 164V163H172ZM182 164V163H181ZM190 164V163H189ZM199 162H198V165L197 166H199ZM256 164V163H255ZM116 165V164H115ZM133 165H135V164H133ZM137 165H138V162H137ZM144 165V166H145ZM160 165V164H159ZM218 165H220V164H218ZM224 165V164H223ZM243 165V164H242ZM244 165H246V164H244ZM252 165V164H251ZM257 165V164H256ZM260 165H262V163L260 164ZM263 165H264V163H263ZM263 165L261 166V167H263ZM126 166V165H125ZM130 166H132V165H130ZM147 166V165H146ZM207 166V165H206ZM253 166V165H252ZM69 167H71V166H69ZM116 167V166H115ZM150 167H151V165H150ZM201 167V166H200ZM205 167V166H204ZM209 167V166H208ZM228 167H230L229 165H228ZM242 167H244V166H241V168ZM249 167V166H248ZM254 167V166H253ZM60 168V167H59ZM79 168V167H78ZM109 168V167H108ZM132 168H134V166L132 167ZM165 168V167H164ZM189 168V167H188ZM211 168V167H210ZM217 168V167H216ZM223 168V167H222ZM226 168V167H225ZM238 168V167H237ZM236 168V169H237ZM240 168V169H241ZM65 169V168H64ZM76 169V168H75ZM81 169V168H80ZM85 169V168H84ZM89 169V168H88ZM116 169H117V167H116ZM143 169V168H142ZM141 169V170H142ZM148 169V168H147ZM153 169V168H152ZM156 169V168H155ZM161 169V168H160ZM224 169V168H223ZM223 169H222V171H223ZM229 169V168H228ZM234 169H235V167H234ZM246 169V168H245ZM247 169H249V168H247ZM250 169H252V167L250 168ZM258 169V168H257ZM261 169V168H260ZM260 169H258V170H260ZM65 170H67V169H65ZM140 170V171H141ZM194 170V169H193ZM232 170H233V167H232ZM238 170V169H237ZM236 170V171H237ZM62 171V170H61ZM76 171V170H75ZM74 171V172H75ZM83 171V170H82ZM93 171V170H92ZM101 171V170H100ZM114 171H116L115 169H114ZM130 171H132V170H130ZM148 171V170H147ZM216 171V170H215ZM242 171V170H241ZM249 171V170H248ZM36 172V171H35ZM79 172V171H78ZM91 172V171H90ZM134 172V171H133ZM132 172V173H133ZM138 172V171H137ZM188 172V171H187ZM198 172V171H197ZM219 172V171H218ZM233 172V171H232ZM247 172V171H246ZM252 172H254V171H252ZM259 172V171H258ZM257 172V173H258ZM263 172V171H262ZM85 173V172H84ZM194 173V172H193ZM192 173V174H193ZM209 173V172H208ZM230 173V172H229ZM243 173V172H242ZM260 173H261V171H260ZM35 174V173H34ZM43 174V173H42ZM89 174H93V172L92 173H89ZM157 174V173H156ZM169 174V173H168ZM196 174V173H195ZM222 174V173H221ZM225 174V173H224ZM228 174V173H227ZM232 174V173H231ZM239 174H240V172H239ZM264 173H262V175H263ZM44 175V174H43ZM46 175V174H45ZM67 175H69V173L67 174ZM74 175V174H73ZM72 175V176H73ZM77 175V174H76ZM79 175V174H78ZM81 175V174H80ZM94 175V178H96V180H97V177L95 176V174H93ZM99 175H102V174H99ZM117 175V174H116ZM181 175V174H180ZM208 175V174H207ZM223 175V174H222ZM249 175H251V173H249ZM37 176H40V175H37ZM61 176V175H60ZM92 176V175H91ZM115 176V175H114ZM149 176V175H148ZM160 176H161V174H160ZM176 176V175H175ZM184 176V175H183ZM204 176V175H203ZM254 176V175H253ZM257 176H258V174H257ZM259 176H261V175H259ZM258 176V177H259ZM43 177V176H42ZM58 177V176H57ZM111 177V176H110ZM131 177V176H130ZM215 177V176H214ZM213 177V178H214ZM242 177V176H241ZM249 177V176H248ZM261 177H263V176H261ZM63 178V177H62ZM72 178V177H71ZM75 178V177H74ZM83 178H84V176H83ZM82 178V179H83ZM87 178H89V177H87ZM118 178V177H117ZM135 178V177H134ZM142 178V177H141ZM147 178V177H146ZM165 178V177H164ZM221 178V177H220ZM225 178V177H224ZM243 178V177H242ZM252 178V177H251ZM68 178L66 177L65 178V180H67ZM86 179V178H85ZM111 179V178H110ZM116 179V178H115ZM150 179V178H149ZM155 179V178H154ZM166 179V178H165ZM188 179V178H187ZM198 179V178H197ZM219 179V178H218ZM226 179H229V178H226ZM234 179V178H233ZM244 179V178H243ZM246 179V178H245ZM258 179V178H257ZM259 179H261V178H259ZM258 179V180H259ZM28 180V179H27ZM40 180V179H39ZM46 180V179H45ZM76 180H77V178H76ZM92 180V179H91ZM94 180V179H93ZM101 180H102V178H101ZM104 180V179H103ZM109 180V179H108ZM114 180V179H113ZM175 180V179H174ZM180 180H181V178H180ZM195 180V179H194ZM203 180V179H202ZM207 180V179H206ZM241 180V179H240ZM33 181V180H32ZM68 181V180H67ZM66 181V182H67ZM70 181H71V179H70ZM80 181V180H79ZM86 181V180H85ZM90 181V180H89ZM110 181V180H109ZM112 181V180H111ZM184 181V180H183ZM187 181V180H186ZM212 181H213V179H212ZM228 181V180H227ZM230 181V180H229ZM253 181V180H252ZM256 181V180H255ZM259 181H261V180H259ZM258 181V182H259ZM40 182V181H39ZM65 182V183H66ZM74 182V180H72V182H70L71 184ZM76 182V181H75ZM78 182V181H77ZM84 182V181H83ZM95 182V181H94ZM99 182V181H98ZM97 182V183H98ZM123 182V181H122ZM140 182V181H139ZM142 182H143V180H142ZM202 182V181H201ZM211 182V181H210ZM209 182V183H210ZM222 182V181H221ZM246 182V181H245ZM257 182V183H258ZM44 183V182H43ZM64 183V182H63ZM69 183V182H68ZM67 183V184H68ZM80 183V182H79ZM96 183V184H97ZM116 182H114V184H115ZM145 183V182H144ZM147 183V182H146ZM152 183V182H151ZM150 183V184H151ZM213 183H214V185H215V182L213 181ZM223 183V182H222ZM222 183H221V185H222ZM231 183V182H230ZM233 184H234V182H232ZM231 183V184H232ZM241 183V182H240ZM243 183V182H242ZM248 183V182H247ZM33 184H34V182H33ZM46 184V183H45ZM49 184V183H48ZM53 184H55V183H53ZM61 184V183H60ZM76 184H78V183H76ZM90 184V183H89ZM93 184V183H92ZM95 184V183H94ZM108 184V183H107ZM107 184H105L106 186H107V188H108V185ZM113 184V183H112ZM113 184V185H114ZM167 184V183H166ZM236 184V183H235ZM239 184V183H238ZM237 184V185H238ZM250 184H252V182L250 183ZM249 184V185H250ZM255 184V183H254ZM263 184V183H262ZM262 184H260V185H262ZM62 185V184H61ZM64 185V184H63ZM73 185H75V184H73ZM78 185H80V184H78ZM104 185V184H103ZM102 185V186H103ZM104 185V186H105ZM119 185V184H118ZM141 185V184H140ZM164 185V184H163ZM177 185V184H176ZM181 185V184H180ZM213 185V184H212ZM247 185V184H246ZM41 186V185H40ZM53 186V185H52ZM70 186V185H69ZM85 186V185H84ZM91 186V185H90ZM89 186V187H90ZM217 186V185H216ZM215 186V187H216ZM239 186V185H238ZM245 186V185H244ZM255 186V185H254ZM35 187V186H34ZM42 187V186H41ZM61 187V186H60ZM81 187V186H80ZM88 187V188H89ZM99 187V186H98ZM101 187V186H100ZM100 187H99V189H100ZM111 187V186H110ZM116 187V186H115ZM119 187V186H118ZM142 187V186H141ZM145 187V186H144ZM174 187V186H173ZM204 187V186H203ZM202 187V188H203ZM211 187V186H210ZM218 187V186H217ZM228 187V186H227ZM39 188V187H38ZM65 188V187H64ZM72 188V187H71ZM75 188V187H74ZM85 188V187H84ZM87 188V187H86ZM93 188V187H92ZM198 188V187H197ZM231 188H233V187H231ZM230 188V189H231ZM238 188V187H237ZM239 188H241V187H239ZM238 188V189H239ZM247 188V187H246ZM256 188V187H255ZM45 189V188H44ZM61 189V188H60ZM59 189V190H60ZM90 189V188H89ZM97 189V188H96ZM98 189V190H99ZM124 189V188H123ZM168 189V188H167ZM208 189V188H207ZM210 189V188H209ZM208 189V190H209ZM46 190V189H45ZM52 190V189H51ZM57 190V189H56ZM68 190V189H67ZM66 190V191H67ZM80 190V189H79ZM92 190V189H91ZM113 190V189H112ZM114 190H116V189H114ZM122 190V189H121ZM127 190V189H126ZM205 190V189H204ZM215 190H216V188H215ZM220 190V189H219ZM223 190V189H222ZM226 190H228V189H226ZM233 190V189H232ZM61 191V190H60ZM75 191V190H74ZM84 191V190H83ZM88 191V190H87ZM94 191H96V190H94ZM102 191V190H101ZM105 191V190H104ZM147 191V190H146ZM160 191V190H159ZM211 191H213V190H211ZM218 191V190H217ZM239 192H241L240 190H238ZM242 191H243V193H244V189H242ZM255 191V193H256V189L254 190ZM44 192V191H43ZM62 192V191H61ZM65 192V191H64ZM68 192V191H67ZM75 192H77V190L75 191ZM100 192V191H99ZM109 192H110V190H109ZM109 192H107L106 191V193H109ZM114 192H117V190L116 191H114ZM113 192V193H114ZM173 192V191H172ZM206 192V191H205ZM209 192V191H208ZM226 192V191H225ZM249 192V191H248ZM253 192V191H252ZM48 193V192H47ZM54 193V192H53ZM72 193V192H71ZM86 193V192H85ZM141 193V192H140ZM181 193V192H180ZM187 193V192H186ZM214 193V192H213ZM222 193V192H221ZM220 193V194H221ZM229 193V192H228ZM231 193V192H230ZM259 193V192H258ZM257 193V194H258ZM75 194V193H74ZM78 194V193H77ZM83 194V193H82ZM86 194H88V193H86ZM90 194V193H89ZM92 194V193H91ZM94 194H96V193H94ZM101 194V193H100ZM111 194V193H110ZM119 194V193H118ZM149 194V193H148ZM151 194V193H150ZM163 194V193H162ZM185 194V193H184ZM189 194V193H188ZM191 194V193H190ZM207 194H209V193H207ZM225 194V193H224ZM235 194V193H234ZM245 194V193H244ZM253 194V193H252ZM99 195V194H98ZM112 195V194H111ZM122 195V194H121ZM136 195V194H135ZM165 195V194H164ZM169 195V194H168ZM172 195V194H171ZM219 195V194H218ZM223 195V194H222ZM232 196H233V191H232V194H231ZM231 195H229V196H231ZM249 195V194H248ZM261 195H263V194H261ZM51 196H53V195H51ZM71 196H73V195H71ZM83 196V195H82ZM86 196V195H85ZM100 196V195H99ZM133 196V195H132ZM160 196V195H159ZM166 196V195H165ZM186 196H188V195H186ZM212 195H210V197H211ZM216 196V195H215ZM258 196H259V194H258ZM78 197V196H77ZM84 197V196H83ZM92 197V196H91ZM95 197H97V196H95ZM107 197H109V196H107ZM113 197H114V195H113ZM146 197V196H145ZM158 197V196H157ZM169 197V196H168ZM192 197V196H191ZM217 197V196H216ZM221 196H219V198H220ZM233 197H235V199L237 200L238 198H236V196L234 195ZM260 197V196H259ZM87 198V197H86ZM115 198V197H114ZM117 198H118V195H117ZM126 198V197H125ZM153 198H154V196H153ZM177 198V197H176ZM187 198V197H186ZM200 198V197H199ZM202 198V197H201ZM207 198V197H206ZM222 198V197H221ZM253 198V197H252ZM255 198V197H254ZM74 199V198H73ZM91 199V198H90ZM101 199V198H100ZM106 199V198H105ZM104 199V200H105ZM137 199V198H136ZM156 199V198H155ZM162 199V198H161ZM160 199V200H161ZM180 199V198H179ZM210 199V198H209ZM213 200H214V197L212 198ZM217 199V198H216ZM215 199V200H216ZM225 199V198H224ZM231 199V198H230ZM229 199V200H230ZM233 199V198H232ZM231 199V200H232ZM234 199V200H235ZM242 199H244L243 197H242ZM257 199V198H256ZM262 199V198H261ZM263 199H264V196H263ZM262 199V200H263ZM77 200V199H76ZM92 200V199H91ZM111 200V199H110ZM120 200V199H119ZM128 200V199H127ZM154 200V199H153ZM165 200V199H164ZM188 200V199H187ZM211 200V199H210ZM218 200V199H217ZM221 200V199H220ZM228 200V201H229ZM239 200V199H238ZM237 200V201H238ZM254 200V199H253ZM72 201V200H71ZM79 201H82V200H79ZM146 201V200H145ZM151 201V200H150ZM177 201H178V199H177ZM207 201V200H206ZM222 201V200H221ZM227 201V202H228ZM249 202H253V201H251V200H248ZM258 201V200H257ZM50 202V201H49ZM67 202V201H66ZM87 202V201H86ZM115 202V201H114ZM168 202V201H167ZM166 202V203H167ZM198 202V201H197ZM219 202V201H218ZM224 202V201H223ZM255 202V201H254ZM264 201H262V203H263ZM33 203V202H32ZM88 203V202H87ZM92 203V202H91ZM105 203V202H104ZM153 203V202H152ZM160 203V202H159ZM165 203V204H166ZM226 203V202H225ZM231 204H232V201L230 202ZM242 203V202H241ZM259 203H260V201H259ZM72 204V203H71ZM90 204V203H89ZM109 204V203H108ZM120 204V203H119ZM164 204V205H165ZM171 204V203H170ZM178 204V203H177ZM183 204V203H182ZM181 204V205H182ZM230 204V205H231ZM236 204V203H235ZM261 204V203H260ZM67 205V204H66ZM73 205V204H72ZM92 205V204H91ZM94 205V204H93ZM98 205V204H97ZM113 205V204H112ZM144 205H145V203H144ZM184 205V204H183ZM203 205V204H202ZM221 205V204H220ZM225 205V204H224ZM227 205V204H226ZM240 205V204H239ZM242 205V204H241ZM240 205V206H241ZM247 205H248V203H247ZM262 205V204H261ZM34 206V205H33ZM82 206H83V204H82ZM123 206V205H122ZM128 206V205H127ZM155 206V205H154ZM153 206V207H154ZM197 206V205H196ZM218 206H219V204H218ZM246 206V205H245ZM260 206V205H259ZM29 207V206H28ZM74 207V206H73ZM72 207V208H73ZM89 207V206H88ZM109 207V206H108ZM108 207H106V208H108ZM117 207V206H116ZM138 207H140V206H138ZM171 207V206H170ZM201 206H199V208H200ZM205 207V206H204ZM212 207V206H211ZM215 207V206H214ZM222 207H223V204H222ZM229 209L228 210H230V207L229 206H227ZM233 207H234V205H233ZM26 208V207H25ZM39 208V207H38ZM86 208H87V205H86ZM103 208V207H102ZM119 208V207H118ZM143 208V207H142ZM147 208V207H146ZM149 208V207H148ZM156 208V207H155ZM158 208H159V206H158ZM208 208H210V207H208ZM219 208V207H218ZM217 208V209H218ZM224 208V207H223ZM238 208H240V207H238ZM253 208V207H252ZM14 209V208H13ZM69 209V208H68ZM84 209V208H83ZM91 209V208H90ZM93 209V208H92ZM109 209V208H108ZM115 209H117V208H115ZM138 209V208H137ZM141 209V208H140ZM174 209V208H173ZM172 209V210H173ZM205 209V208H204ZM226 210H227V208H225ZM235 209V208H234ZM254 209H255V207H254ZM27 210V209H26ZM25 210V211H26ZM30 210H31V208H30ZM104 210H105V208H104ZM129 210V209H128ZM143 210H145L144 208H143ZM149 210V209H148ZM155 210V209H154ZM168 210H169V208H168ZM202 210V209H201ZM201 210H199L200 212H201ZM219 210V209H218ZM217 210V211H218ZM223 210V209H222ZM240 210V209H239ZM244 210H245V208H244ZM91 211V210H90ZM96 211V210H95ZM117 211V210H116ZM152 211H153V209H152ZM185 211V210H184ZM204 211V210H203ZM217 211H215L216 212V214H217ZM220 211V210H219ZM242 211V210H241ZM260 211L262 212L263 210H261L260 209ZM35 212H36V210H35ZM115 212V211H114ZM140 212V211H139ZM154 212V211H153ZM158 212V211H157ZM172 212V211H171ZM226 212V211H225ZM232 212V211H231ZM261 212L259 213V214H261ZM30 213V212H29ZM37 213V212H36ZM81 213V212H80ZM83 213V212H82ZM98 213V212H97ZM97 213H95V214H97ZM142 213H143V211H142ZM203 213H205V212H203ZM202 213V214H203ZM208 213V212H207ZM207 213H205V214H207ZM222 213H224V210H223V212ZM229 213H230V211H229ZM79 214V213H78ZM89 214H90V212H89ZM173 214V213H172ZM194 214H195V212H194ZM200 214V213H199ZM210 214V213H209ZM211 214H213V213H211ZM227 214V213H226ZM226 214H224L225 216H226ZM244 214V213H243ZM246 214V213H245ZM263 214V213H262ZM28 215V214H27ZM82 215H84V214H82ZM101 215H103V214H101ZM115 215V214H114ZM122 215V214H121ZM253 215H255L254 213H253ZM15 216V215H14ZM20 216H21V214H20ZM96 216V215H95ZM94 216V217H95ZM98 216V215H97ZM106 216V215H105ZM104 216V217H105ZM161 216V215H160ZM166 216V215H165ZM176 216V215H175ZM197 216V215H196ZM208 216V215H207ZM218 216V215H217ZM216 216V217H217ZM221 216H223L222 214H221ZM244 216V215H243ZM250 216V215H249ZM248 216V217H249ZM258 217L260 216V215H257ZM256 216V217H257ZM23 217V216H22ZM29 217V216H28ZM81 217V216H80ZM102 217V216H101ZM106 217H108V216H106ZM140 217H141V215H140ZM181 217V216H180ZM191 217H193V216H191ZM195 217V216H194ZM193 217V218H194ZM203 217V216H202ZM206 216L204 215V218H205ZM210 217H211V215H210ZM215 217V216H214ZM224 217V216H223ZM234 218H235V216H233ZM245 217V216H244ZM243 217V218H244ZM255 217V216H254ZM255 217V218H256ZM115 218H116V216H115ZM115 218H113V219H115ZM119 218V217H118ZM118 218H116V219H118ZM128 218V217H127ZM133 218H134V216H133ZM142 218V217H141ZM166 218H167V216H166ZM172 218V217H171ZM242 218V217H241ZM260 218V217H259ZM263 218H264V216H263ZM14 219H15V217H14ZM19 219V218H18ZM137 219V218H136ZM135 219V221H137ZM144 218H142V220H143ZM192 219V218H191ZM196 219V218H195ZM226 219V218H225ZM229 219H230V217H229ZM233 219V218H232ZM9 220V219H8ZM7 220V221H8ZM126 220V219H125ZM202 220V219H201ZM213 220V219H212ZM223 220V219H222ZM221 219H220V221H222ZM227 221H228V219H226ZM236 220V219H235ZM245 220V219H244ZM247 220V219H246ZM245 220V221H246ZM254 220V219H253ZM263 220V219H262ZM261 220V218H260V221H262ZM11 221V220H10ZM9 221V222H10ZM23 221V220H22ZM102 221V220H101ZM106 221H107V218H106ZM124 221V220H123ZM141 220L139 219V222H140ZM145 221V220H144ZM155 221H156V219H155ZM172 221V220H171ZM251 221H252V219H251ZM257 221V220H256ZM81 222V221H80ZM134 222V221H133ZM149 222H151V221H149ZM189 222V221H188ZM203 222V221H202ZM207 222V221H206ZM216 222V221H215ZM234 222V221H233ZM264 222V221H263ZM262 222V223H263ZM25 223H26V221H25ZM60 223V222H59ZM88 223H89V221H88ZM105 223V222H104ZM120 223H121V221H120ZM124 223H125V221H124ZM136 223V222H135ZM134 223V224H135ZM198 223V222H197ZM204 224H206L205 222H203ZM225 223V222H224ZM239 223V222H238ZM258 223H260L259 221H258ZM10 224V223H9ZM22 224H23V222H22ZM21 224V225H22ZM85 224V223H84ZM119 224V223H118ZM158 224V223H157ZM179 224V223H178ZM184 224H186V223H184ZM196 224V223H195ZM209 224V223H208ZM213 224H214V222H213ZM251 224H253V223H251ZM261 224V223H260ZM264 224V223H263ZM8 225V224H7ZM11 225V224H10ZM107 225V224H106ZM115 225V224H114ZM141 225H142V223H141ZM151 225V224H150ZM215 225V224H214ZM224 225V224H223ZM229 225V224H228ZM238 225V224H237ZM247 225V224H246ZM262 225V224H261ZM19 226V225H18ZM120 226V225H119ZM131 226V225H130ZM129 226V227H130ZM139 226V225H138ZM188 226V225H187ZM190 226V225H189ZM204 226H207V225H204ZM220 226V225H219ZM218 226V227H219ZM231 226V225H230ZM234 226H235V224H234ZM242 226V225H241ZM255 226V225H254ZM257 226V225H256ZM9 227V226H8ZM16 227V226H15ZM23 227V226H22ZM35 227V226H34ZM111 227V226H110ZM150 227V226H149ZM166 227H167V225H166ZM197 227V226H196ZM201 227H203V226H201ZM213 227V226H212ZM232 227V226H231ZM230 227V228H231ZM249 227H252V225L250 226L249 225ZM259 227H260V225H259ZM37 228V227H36ZM79 228V227H78ZM97 228V227H96ZM109 228V227H108ZM112 228V227H111ZM114 228V227H113ZM124 228V227H123ZM126 228V227H125ZM134 228V227H133ZM162 228V227H161ZM192 228V227H191ZM225 228H226V226H225ZM233 228V227H232ZM238 228V227H237ZM253 228V227H252ZM255 228V227H254ZM253 228V229H254ZM256 228H258V227H256ZM14 229V228H13ZM88 229V228H87ZM87 229H86V231H87ZM136 229V228H135ZM214 229V228H213ZM216 229V228H215ZM221 229V228H220ZM251 229V228H250ZM263 229V228H262ZM261 229V230H262ZM20 230H21V227H20ZM23 230V229H22ZM35 230V229H34ZM37 230V229H36ZM104 230H105V227H104ZM168 230V229H167ZM170 230V229H169ZM182 230V229H181ZM199 230V229H198ZM204 230V229H203ZM217 230H218V228H217ZM226 230H229V229H226ZM237 231L239 230V229H236ZM245 230H246V227H245ZM255 230H257V229H255ZM19 231V230H18ZM102 231V230H101ZM122 231V230H121ZM138 231V230H137ZM136 231V232H137ZM188 231V230H187ZM206 231V230H205ZM232 231V230H231ZM251 231V230H250ZM259 231V230H258ZM14 232H15V230H14ZM13 232V233H14ZM17 232V231H16ZM22 232V231H21ZM82 232V231H81ZM85 232V231H84ZM108 232H109V229H108ZM107 232V233H108ZM128 232V231H127ZM161 232V231H160ZM210 232V231H209ZM214 232V231H213ZM220 232V231H219ZM218 232V233H219ZM227 232V231H226ZM233 232V231H232ZM231 232V233H232ZM253 232V231H252ZM261 234L260 235H262V237L264 236L263 235V233H262V231H259ZM79 233V232H78ZM106 233V232H105ZM151 233V232H150ZM154 233V232H153ZM199 233H201V232H199ZM203 233V232H202ZM216 233V232H215ZM230 233V231L229 232H227V234H229ZM236 233V232H235ZM239 233V232H238ZM6 234V233H5ZM91 234V233H90ZM93 234V233H92ZM91 234V235H92ZM109 234H111V233H109ZM119 234V233H118ZM131 234V233H130ZM155 234V233H154ZM214 234V233H213ZM223 234H224V232H223ZM248 234V233H247ZM254 234H255V232H254ZM259 234V233H258ZM258 234H256V235H258ZM20 236H21V234H19ZM18 235V236H19ZM22 235H24V234H22ZM27 235V234H26ZM69 235V234H68ZM125 235H127V234H125ZM138 235V234H137ZM136 235V236H137ZM189 235V234H188ZM201 235V234H200ZM221 235V234H220ZM243 235V234H242ZM241 235V236H242ZM6 236V235H5ZM77 236V235H76ZM115 236H116V234H115ZM129 236V235H128ZM127 236V237H128ZM133 236V235H132ZM143 236V235H142ZM159 236V235H158ZM219 236V235H218ZM222 236V235H221ZM221 236H219V237H221ZM229 236V235H228ZM230 236H232L231 234H230ZM229 236V237H230ZM249 236H250V232H249ZM255 236V235H254ZM8 237V236H7ZM22 237V236H21ZM187 237V236H186ZM195 237V236H194ZM227 237V236H226ZM246 237H248V236H246ZM19 238V237H18ZM33 238V237H32ZM42 238V237H41ZM77 238H79L78 236H77ZM91 238H92V236H91ZM95 238V237H94ZM197 238V237H196ZM206 238H208V237H206ZM216 238V237H215ZM232 238H234L233 236H232ZM238 238V237H237ZM245 238V237H244ZM253 238V237H252ZM256 238V237H255ZM258 238V237H257ZM14 239V238H13ZM83 239V238H82ZM112 239V238H111ZM123 239V238H122ZM199 239V238H198ZM203 239V238H202ZM209 239V238H208ZM217 240H218V238H216ZM227 239V238H226ZM230 239V238H229ZM241 239V238H240ZM254 239V238H253ZM79 240V239H78ZM116 240V239H115ZM137 240V239H136ZM214 240V239H213ZM216 240V241H217ZM220 240H221V238H220ZM250 240V239H249ZM111 241V240H110ZM157 241V240H156ZM206 241V240H205ZM226 241H228V243L227 244H229L230 245V243H229V240H226ZM238 241V240H237ZM255 242H256V240H254ZM253 241V242H254ZM20 242V241H19ZM34 242H36V241H34ZM124 242V241H123ZM127 242V241H126ZM214 242V241H213ZM223 242H224V240H223ZM222 241L220 242L221 243V245H222V243H223ZM235 242V241H234ZM245 242V241H244ZM254 242V243H255ZM23 243V242H22ZM102 243V242H101ZM205 243V242H204ZM217 243V242H216ZM219 243V244H220ZM257 243V242H256ZM71 244H72V242H71ZM88 245H89V242L87 243ZM104 244V243H103ZM114 244V243H113ZM119 244V243H118ZM193 244V243H192ZM195 244H196V242H195ZM203 244V243H202ZM214 244H215V242H214ZM213 244V245H214ZM219 244H217V245H219ZM226 244V243H225ZM224 244V245H225ZM235 244V246H236V243H234ZM247 244V243H246ZM248 244H249V242H248ZM251 244H253L252 242H251ZM132 245V244H131ZM173 245V244H172ZM217 245H215V247L217 246ZM221 245H220V247H221ZM237 245H239V243H237ZM255 245V244H254ZM258 245V244H257ZM60 246V245H59ZM91 246V245H90ZM106 246V245H105ZM110 246V245H109ZM112 246V245H111ZM118 246V245H117ZM126 246V245H125ZM141 246V245H140ZM206 246V245H205ZM205 246H204V248H205ZM230 246H232V245H230ZM246 246V245H245ZM83 247V246H82ZM85 247V246H84ZM119 247V246H118ZM138 247V246H137ZM211 247V246H210ZM227 246L225 245V247L224 248H226ZM239 247V246H238ZM237 247V248H238ZM247 247V246H246ZM21 248V247H20ZM52 248V247H51ZM99 248V247H98ZM212 248V247H211ZM223 248V247H222ZM229 248V247H228ZM227 248V249H228ZM233 248H235V247H233ZM240 248H241V246H240ZM249 248H251V247H249ZM109 249H110V247H109ZM160 249V248H159ZM232 249V248H231ZM243 249H244V246H243ZM255 249V248H254ZM97 250V249H96ZM100 250V249H99ZM107 250V249H106ZM114 250V249H113ZM117 250V249H116ZM195 250V249H194ZM216 250V249H215ZM220 250V249H219ZM222 250V249H221ZM230 250V248L228 249V251ZM235 250V249H234ZM238 250H241V249H238ZM246 250V249H245ZM244 250V251H245ZM249 250V249H248ZM252 250H253V248H252ZM66 251V250H65ZM80 251V250H79ZM165 251V250H164ZM192 251V250H191ZM243 251V250H242ZM247 251V250H246ZM250 251H251V249H250ZM78 252V251H77ZM81 252V251H80ZM83 252V251H82ZM141 252V251H140ZM198 252H200V251H198ZM210 252V251H209ZM223 252V251H222ZM224 252H227V251H225V249H224ZM232 251H230L229 253H231ZM236 252V251H235ZM72 253V252H71ZM97 253V252H96ZM117 253H118V251H117ZM134 253V252H133ZM162 253V252H161ZM207 253V252H206ZM211 253V252H210ZM209 253V254H210ZM219 253L220 252H218V255L217 256H219ZM228 253V252H227ZM238 253V252H237ZM241 253V252H240ZM251 253V252H250ZM258 253V252H257ZM13 254V253H12ZM115 254V253H114ZM214 254V253H213ZM235 254V253H234ZM246 254V253H245ZM254 254V253H253ZM37 255V254H36ZM35 255V256H36ZM92 255H93V253H92ZM95 255V254H94ZM93 255V256H94ZM105 255V254H104ZM108 255V254H107ZM119 255V254H118ZM134 255H136V254H134ZM144 255V254H143ZM215 255V254H214ZM213 255V256H214ZM222 255H224V254H222ZM228 255V254H227ZM241 256H242V254H240ZM14 256V255H13ZM26 256V255H25ZM52 256V255H51ZM70 256V255H69ZM120 256V255H119ZM137 256V255H136ZM207 256H209L208 254H207ZM244 256V255H243ZM260 256V255H259ZM64 257V256H63ZM121 257V256H120ZM236 257V256H235ZM248 257V256H247ZM246 257V258H247ZM19 258V257H18ZM56 258V257H55ZM191 258H193V257H191ZM203 258V257H202ZM206 258V257H205ZM205 258H204V260H205ZM220 258H221V256H220ZM225 258V257H224ZM223 258V259H224ZM231 258V257H230ZM229 258V259H230ZM57 259V258H56ZM118 259V258H117ZM159 259V258H158ZM222 259V260H223ZM226 259V258H225ZM228 259V260H229ZM233 259V258H232ZM236 259V258H235ZM244 259V258H243ZM19 260V259H18ZM33 260V259H32ZM65 260V259H64ZM120 260V259H119ZM132 260V259H131ZM213 260V259H212ZM216 260H217V258H216ZM221 260V261H222ZM227 260V261H228ZM231 260V259H230ZM242 260V259H241ZM264 260V259H263ZM10 261V260H9ZM25 261V260H24ZM56 261V260H55ZM59 261V260H58ZM68 261V260H67ZM138 261V260H137ZM201 261V260H200ZM226 261V262H227ZM233 261H234V259H233ZM238 261V260H237ZM247 261H248V258H247ZM57 262V261H56ZM115 262V261H114ZM199 262V261H198ZM209 262V261H208ZM249 262V261H248ZM251 262V261H250ZM264 262V261H263ZM65 263V262H64ZM63 263V264H64ZM128 263V262H127ZM201 263V262H200ZM217 263V262H216ZM224 263V262H223ZM245 264H246V262H244ZM243 263V264H244ZM14 264V263H13ZM125 264V263H124ZM195 264V263H194ZM211 264V263H210ZM232 264V263H231ZM234 264V263H233ZM242 264V263H241ZM250 264V263H249ZM252 264H253V261H252Z\"/></svg>",
  "mask_w": 264,
  "mask_h": 264
}]
</instances>
